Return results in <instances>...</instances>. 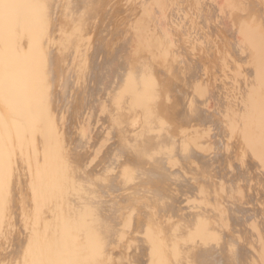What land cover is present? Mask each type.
<instances>
[{
    "label": "rangeland",
    "instance_id": "374dc122",
    "mask_svg": "<svg viewBox=\"0 0 264 264\" xmlns=\"http://www.w3.org/2000/svg\"><path fill=\"white\" fill-rule=\"evenodd\" d=\"M31 1L32 0H0V15H2L4 12L13 11V15L16 17L15 18V21L20 22L22 24L23 23L22 13L25 12L24 11L23 4H26L27 3V7H28V5H29L28 2H31ZM76 4L81 8L82 11L84 10L87 13H89V15L87 14V18H89V20L91 22L90 24H93L94 25L93 26L94 28H96V27L98 28L97 25H99V27L102 26V27H105V28L110 29L111 32L112 31L115 32L116 30H119V31L121 30L122 31V33H123L122 39L120 37V36H122V35H120V32L118 34H116V33H109L111 36H109L108 38L109 39L112 38V40L110 39L109 41H106V40L104 41V43L107 42V45L109 43V47L113 44V42L114 43H116V42L117 43H120L119 41L122 40L121 42L122 43H125L126 42L125 38H129V39L133 38L134 39V37L139 33L138 34L139 37L143 38L144 40L150 39L151 42H154L153 45L156 44V43H158V44H160L161 47H162V44H163V46H165V45L168 46L169 45L168 47H166V46L163 47L164 49H167V48H170V47H171V49H172V47H173V49H176L175 51L174 50H171V51H174V53L171 52L170 49H168L169 53L171 52L170 54L172 56H174V59L175 60L177 59V61L174 60L173 65L172 64L171 65L172 66H175V67L177 66L176 68L179 69V70L181 69V66H185L186 68L184 67V69H187L186 70V75L187 76L183 75V77H182V74H180L183 79L180 78V77H178V79H177L174 76H172L167 70L165 71L164 66H163L164 65L163 63L164 62H163L162 59H159L158 58V60L160 61V63L158 62V60H153V59L150 60L149 58H147L148 59V61H147V59H145V56L147 54L145 56H143L144 55L143 53H146L147 52L146 51L147 48L144 47V46H142L143 43H141V41L137 42L138 44H136V48L134 46H132L133 48H135L137 50L140 49V48H137V46H141L142 47V50L146 49V50H144L145 52L143 51V52L140 53V51H138L139 54L141 56H143V58H141V60H138V58L137 59L135 58V57H138L139 56L137 53H136L137 55L134 54V56L133 55L130 56V51H133L134 52V50H132L133 48L129 51V49H128L129 46L120 44V46H122V45L123 46H127V47H124V48H126L125 52L123 51L124 48L121 47L123 49L122 50L123 56H122L121 53H119V56L117 58V60L126 59L125 65L123 64L125 60H123V63H122L123 66L120 64L121 62H118V64H120V67L123 68L124 66L127 65V62H128V66L131 67V68H134L136 70V68L138 66H135L136 64H133L132 63L133 59H131V57L133 56L134 57V61L133 62L134 63H138V64L140 63L141 64L140 67H142V65H143V67L145 66L144 67L145 69L144 68L142 69V68L138 67V69H140V72L138 73V70H136L137 72L135 70L133 72V70H131L130 68H128L126 66L128 69L126 70V68L124 67L125 69L122 71V74L123 75L122 74H118V76H113L112 77L113 78V81L110 80V78H111L110 77L109 80L111 82L109 80H108V82L110 83V85L113 83L112 84V87H114L115 90H114V92L113 91L112 92H113V95L114 96L116 95V96L115 97H111L110 96L111 95V92H110V95L106 93V91L108 92V90L110 88L112 89V87H110L109 89H106L105 87H103V85H100L103 88L102 89L103 91H104V88H105V91L104 92L106 94L104 95V99L101 98V95L104 94V93H102L100 95V98H98V96H99L98 94L101 93V90L98 88V93L97 94L95 93L97 91V89L95 90V92H93L95 99H94V101H92L94 104H92V102H91V104H92L91 106L92 107L91 106L90 107L88 106V107L85 108L86 110L82 108L83 110H85V112L82 113V114H84L85 117H87V116H88V118L90 117V121L88 122V120L83 116L84 118L83 117H78L75 120V121H77L79 119V122L77 124L75 122H73V123H75V125H78L80 123L79 126L81 128L82 127L81 125H82L83 122H85V124L92 122L91 125L94 124L92 126L93 127L92 130L94 131V133L97 130L95 127L98 128L99 125H102L103 124L102 123L103 118L106 119V117H108L110 123L112 122L114 124V122H113L114 121V118H115V116H114L115 114L114 113H116L117 110L115 109V112H114L113 111L114 109H112L111 107L114 104L113 105L114 108L116 107L119 110L120 107H118L117 104H119V102H121L120 104L122 105L123 104L122 102L123 101L124 102L126 101V100H123V96L125 94H126L125 97H127L126 99L128 101L125 102L124 106H127V109H126V107H125V109L126 110H129V114L131 116V113L133 112L132 111V109H133L132 106H134L135 104H137L139 101L142 104L145 103V101H146L145 99H141L142 101L145 100L144 102H142L140 100V98L138 97V94H136L137 96L134 95L136 93V91L134 92V90H137L138 88H140L138 86H141V88L143 87L142 86L143 83H142V85H141V83L140 84L139 83L137 84V80L139 81V79H140V78L138 79V77H140V76H141L142 82H145L147 79L150 78L149 82L146 81L147 82V83H145L146 85L144 84V87L145 88H143L144 90H142V91H146L145 89H147V90L149 89L150 91H152V92H147V93L144 92V93H146L145 94L146 96H147L148 93H152L153 94L154 93L153 91H156L155 94H157L159 92L161 93L162 90H164V88H165L166 92L163 91L165 93L160 94V97H162L164 100L161 99L159 102L161 104V101L163 100L162 102L168 103V104H164V107H162L166 111H170L169 110L170 107H168L169 104H171V105H174L175 104L177 107L178 106L179 107L180 106L183 107V108L180 107V111L182 110V111L185 112L186 109H188L189 110L188 112H190L193 109V108L191 109V107H193V105L191 106V100H192L191 98H192V95H193V91L192 90H194V94L196 95L195 99H197V100L194 99V96H193V99L199 105V107H197V108H199V109L201 108V110L203 109L202 110L203 116L204 117L205 116L207 117L205 123L208 126H211V129H212L211 131H210V128L208 127L209 128V131L211 132V134H212V131H213L214 134L216 133L215 135H217L216 136L217 137L216 138L217 140L214 139L213 140L214 142L211 144L213 146L212 149L214 148L213 149V152L214 153H211V152H208V151L205 150L204 151L205 152V155L202 152L203 153L202 155H204L203 156L204 158H202V156L200 154H197V155H200V157L199 156L196 157V156H194V153L195 152L197 153V151H198V149H196L197 147H194L196 149V151L195 150L194 151L192 150L191 153L193 152L192 157L194 156L195 157V160L198 159L197 160L198 164L202 162V161H200L201 159L205 160L208 163L209 166L206 167V169L207 168H211V169H210V172H209V169H207V171H206V169L204 170V172L205 171L206 172H209V173H205L206 176L208 174L209 177L210 176L212 177L215 173H216L215 174L216 176L218 175L217 177L214 176V179L212 178L214 184H218V183L220 184V186L218 184V189L219 188L221 189L223 187L221 189L222 192H224L223 190L225 188L227 189L223 193V195H221V193H222V192H220L221 190H219V192L216 194L217 195L216 199H218L217 202H218L219 206H220V204H222L223 205L222 207L224 208V206L226 207V206L229 205L230 206L229 208H232L231 210L234 211L236 213V215L239 214L240 210H241V213H240L241 215H246V214L248 215V212H246V211L248 209H250L247 206H250L251 203L249 201H250L251 198H252L251 199L252 203L255 200L254 201L255 202V205H254V203H253V205L251 204L253 206V209H252V206H251V209H252L253 212H254V210H256L257 203H260V204H258V206H259L258 208H260L262 205H264V163H263V161H264V155L260 156V157H263V160H261V163L262 164L260 163V160L258 159L260 157L257 158V155L258 156L261 155L259 153H264V150H263L264 147L262 148V145L263 144L261 143L262 140H263V143H264V136H263V134H264V66L263 65L264 64H261L262 67H263V70H262V67L260 68L261 65L259 63H258L259 66L256 64V67H255L254 66L255 65L254 64L255 61H253L251 59H248V58L245 59L244 63H243V60L244 59H241V62L243 63L242 64L240 62V58H242V57H239L240 55L239 54H236V49L238 47L243 46V47H246L245 49L249 48L248 45H247L248 42H246L247 41V38L246 37L249 35V33L251 35H250V37H248V39L249 38L252 39L251 37L252 36H255V37H253V40L255 42L257 40L258 42L261 41L263 43L264 38L262 40H259V38H257V37H259L261 35L264 36V30H263V28H261L259 26V25L262 24V22H264V19H263V16H262V14L264 15V13H263L264 12V0H76ZM64 8L65 7L63 6V9H60L59 10V13H60V11L63 10L62 15H61L62 22H64L63 17L66 18L65 14H63V13H66L65 12L66 10ZM246 12H247V14H246ZM251 12H252V14H251ZM85 14L86 13H84V15ZM255 14H257V15H255ZM57 15H58V13H57ZM57 15H56V17H57ZM56 17H54L55 20L58 19V17H57V19H56ZM80 17H82V16H80ZM239 17H241L242 19L241 18L239 19ZM249 17L253 21L250 20ZM256 17H258V18H256ZM87 18H85L84 21H86ZM79 19L80 18L78 16V20ZM83 19L84 18H82V20ZM55 20H53V21H55ZM61 20H59V22H61ZM241 20H243V21H241ZM245 20H246V22H244ZM249 20H250V22H249ZM251 21L254 22L255 24L252 23ZM51 23H54V25H52V24L51 25L53 27H55L56 22H51ZM86 23L88 24L89 21H86ZM256 23L259 24V25H257ZM246 25H247V27H245ZM251 25L253 26V29H255V28L257 29L258 28V31L259 32L256 33V34H258V36H256V34H255V32L257 30L256 31L254 30L255 31V32H253L254 35L249 31V30H253ZM70 26L71 27L73 26L72 27L73 29L75 28L74 27L75 25H73V24H71ZM249 26H251V27H249ZM261 26L264 27V24H262ZM90 28H91V26H90ZM94 28L91 29V30H93L92 31L93 33L96 32V30ZM247 28H249V30ZM244 30L246 32H244ZM260 31L262 33L261 35H260ZM11 32H10V29L9 28H0V70L3 69V68H5V67H7V65H8V60L7 59L10 57V54L8 53L9 51L7 49V45L8 46L14 45V46L17 47L16 53L12 54L13 57H16V59L14 60V66L15 67L19 66V64H20L19 63V60L22 59L23 52H24V50L27 49L26 48L27 43H25V41L22 40V38H21V28H18V30L16 29L15 31L13 30V35L11 34ZM67 32H68V30H67ZM87 32H91V31H88L87 30ZM92 32H91V34H92ZM240 33H241V36H240ZM245 33H247L248 35L245 34ZM67 34H69V33H67ZM91 34L89 36V37H92L93 38L91 41H97L96 44L98 43V40H96V39L99 38L100 41H101V38H100L101 36L100 35H97V32H96V35L97 36H95V34H94L95 37L94 36H91ZM244 34L247 35V36H245ZM106 35H108V34H106ZM102 36H105V35H102ZM237 36H238V38H237ZM243 36H244V39H243ZM263 36H261V38ZM16 37H17V39H16ZM66 37L68 38L67 35H66ZM108 38L106 36V39L107 40H108ZM119 38H120V40H119ZM128 41L129 40L127 39V42ZM248 41H250L249 46H251L252 44L255 43V42H253L251 44V40H248ZM127 42H126V44H127ZM130 42H131V40H130ZM134 42L133 43L131 42V43L133 45H135ZM131 43H130V46H131ZM139 43H141L142 45H139ZM258 44H260V43H255V45H258ZM116 45L117 44L112 45V46H116ZM255 45H253V46H255ZM104 46L107 47L106 44ZM109 47H107V48H109ZM117 47L119 48V46H117ZM143 47H144V49H143ZM94 48L95 47H93V49ZM111 48H114V47H111ZM118 48L117 49L115 48L116 51L118 50ZM129 48H131V47H129ZM91 49H92V47H91ZM127 49H128L129 52L127 51ZM178 49H180V50H178ZM95 50H96V48L94 49V51ZM110 50L111 49H109L108 51H110ZM111 51L109 53L110 55H111ZM119 51H121V49ZM126 51L129 53V57L130 58H125V56L128 57V55L126 54L127 53ZM177 51L180 53L179 54V60H178V56H176L178 53H175ZM184 52H185V54L182 55ZM187 53H189V55H186ZM109 54H108V57H109ZM115 54H116V52L114 51V55ZM185 55L188 57L187 60L185 59V58H187ZM120 57L122 59H120ZM129 59H130V61H129ZM189 59H190V61H189ZM142 60L144 62H141ZM250 60L252 62H250ZM186 61L189 62V63H186V65H184ZM246 61L248 62V64H247ZM129 62L131 64H133V65L130 64L131 65L130 66L129 65ZM145 62H146V65L147 66L144 64ZM150 62L153 65V68H154V70L156 72V75L153 74L155 76L152 75V77H151V73H152L151 70H153V69H150L149 68L151 66L148 67V63H150ZM175 62H176V64H175ZM183 62H184V64H183ZM245 62H246V64H245ZM115 64H116V61H115ZM146 67L148 68L147 72H151V73H147V72L144 71V70H146ZM256 68H258V71H257ZM141 69H142V71H141ZM255 69H256V71H254V73L256 72L257 79H252V78H250V76H252L253 74L250 75V73L253 70H255ZM143 71H144V73H142ZM133 73L136 74L137 76L130 77L131 75H134ZM188 74H189L190 77L188 76ZM83 75L85 76V74H83ZM170 75H171V77H174V78H172L173 80L170 79L171 78ZM122 76H125V77L122 78V79L125 78V81H122L121 80V82H123V83L125 82L124 84L122 83L123 86H122V84L120 82L118 84H117V82H115L116 79L118 80ZM142 76L144 78H146V79H143ZM81 77H83V76L81 75ZM128 77L129 78H132V80H135L133 77H137L136 78L137 80L135 81V84H137V88H136V85L135 84H132L131 85L132 82H129V81H131V79H129V81H128ZM184 77H185L186 81H185ZM188 77H189V80H190V78H192L190 80V81L193 80L192 83L190 81H188ZM114 78H115V80H114ZM151 78H154V79L156 78V79L155 80L153 79V81H154L153 82L151 80ZM242 78H244V80H246V82L243 81V80H241ZM254 78H255V76H254ZM179 79H180L181 83H180ZM251 79L253 80V83L254 84H251L252 83V82H250ZM79 80H81L82 84L84 85V83L82 81L83 79L81 78ZM143 80H145V81H143ZM176 80H177L178 83H176ZM196 80L198 81V83L196 82ZM240 80L242 81V84H241ZM248 80H250V81H248ZM254 80H256V82ZM57 81L58 80H56V82ZM118 81H120V80H118ZM127 81L129 83H127ZM169 81H171V83ZM172 81H175V83L173 84L174 86L172 87V88L175 87L174 89L180 88L182 86V85L180 86V84H183L182 82H184L182 88H184V86H185V89H187V90H185V89L184 90L187 91V94L184 93L183 90L180 91V89H182V88H180V89H178L179 90L178 93H177V89H176V93L178 94V96H177L176 93H174L175 90L172 89V88H170L172 86ZM108 82L106 80L107 85L105 83L104 86L105 85H106V87L109 86ZM114 82L117 85V87H115ZM158 82L161 84L160 87H159V83ZM163 82H165L166 85H164L165 83H163ZM168 82L171 85H169ZM185 82H187V83H185ZM238 82H240V84H237ZM248 82H249V84L253 85L254 87H255V84L257 83L256 84L257 87L256 88L252 87L251 88L252 90L251 89L248 90V88H250V86H248ZM133 83H134V81H133ZM148 83H149L150 87L148 86ZM152 83H153V85L157 86L159 89L157 87L154 88L155 86H151ZM243 83L246 84L247 87L245 85H243ZM119 84H121L120 86H122L120 88L123 89L124 92H126L124 95H123V91H121L118 88V85ZM128 84H130V87H128ZM156 84H158V85H156ZM175 84L176 85L179 84L178 86H180V87H178V86L176 87ZM192 84H193V86H192ZM234 84L235 85L237 84L236 85L237 88L234 86ZM187 85L189 86V88H187L188 87ZM197 85L198 86H201V87H198ZM238 85H240V86H238ZM132 86L133 87L135 86V88H132ZM147 86L149 88H146ZM241 86H243V88ZM96 87H99V86L96 85ZM124 87L127 88L126 89L127 91H125ZM239 87L241 88V90H239ZM131 88H132L133 91H130ZM190 88H192V90ZM234 88L237 89V91L239 90L238 91V94H240V96H238V94H237V92H236V90ZM245 88H247V90H245ZM76 90H77V88H76ZM76 90L74 92L77 94ZM116 90H119V92L123 96L120 93L117 95L115 92H118V91H116ZM188 90H191V92L190 91L188 92ZM198 90H200V92L202 94L200 92L198 93ZM242 90H245L244 93H241V92H243ZM250 90L253 91V92H251L250 94L249 93H246V92H249ZM128 91L130 92L129 93L130 94L129 95L130 98H131V95L133 94L134 97H136V98L138 97V99H139V100L137 99L138 101H136L135 104L133 103L134 105L132 104V102H134V100L133 101L132 100L130 101V99H128V96H127L128 95ZM171 91H173V94H175L178 99L176 98V96H173V98L171 97V95H173V94H169V92H171ZM182 91H183V95H181L182 94ZM234 92H236L237 95ZM71 93H72V90H71ZM166 93H168V94H166ZM72 94L74 95V93H72ZM83 94H81V95H83ZM152 94H149V96L152 95ZM155 94H154L153 97H156ZM197 94H198V97H197ZM73 95H71V96H73ZM95 95L97 97H95ZM106 95H108L110 98L108 96H106ZM119 95L122 96V97H120ZM133 95H132V98L133 99H136V98L133 97ZM179 95H181V98H179ZM146 96H145V98H147ZM186 96H187V98L184 99V97H186ZM82 97H84V96H82ZM105 97H106V99L108 97V99L106 100ZM116 97H117V99H114V101H116L117 104L116 103H112L113 101L112 102H109L110 100H113V98H116ZM118 97L122 98V99L119 98L121 101H119ZM160 97L158 96L156 98L157 101H158V99H160ZM182 97H183V99H182ZM201 97H203L204 99L203 98L201 99ZM2 98L3 97L1 96V90H0V126H1L0 127V135H2V134H5L6 135V136L5 135L0 136V142H1V144H0V151H1V148H3V150L1 151L2 153L0 152V158H1L0 161L1 162L3 161V163L1 164L2 166L0 165L1 166L0 167V175L3 172V169L5 171V172H3V175H1L2 178L3 177H5V178L2 179L1 176H0V178H1L0 179V187H1L0 188V194H1V197H0V226H1L0 232L2 233V234L0 233V236H3L5 234L7 235L6 238H5V236H3L6 240L3 239V237L0 238L1 239L0 242H1L2 246L4 247V248L1 247V250H0V264H75V262L77 264H214V262L217 260V258H215V257H218V260L215 262L216 264H229L230 262L233 263L234 260L236 259V257L239 258V256H241L242 254L237 256V255H235V252H234V254H233L234 257H232V255L230 254V252H227V249L226 250L222 249V250H220V252L223 251L222 253L223 254L225 253V255H227V253H228L229 257L231 256L230 258H235V259L234 260L233 259H223V257L225 256V255H223L222 256V260L219 261V259L221 257L220 255H222V253H217V252H202V251L201 252H182V250H180L181 252H179V248L180 247H181V249L183 248L182 247V242L183 241L181 240V238L180 239L179 238H175V239L172 238L171 239L169 237V234L172 231H180V230H182V229L185 228L184 224H185V221L187 220V218L188 219L191 218V219L199 220V219H197V217L200 218L202 216L204 218V216L207 215V214L209 216L210 215L211 216L212 215L219 216L217 219L214 216L213 217H210L212 223H210V220H208L209 222L207 221V217L206 216H205V220L206 221L204 219H203V221L205 222V224L208 225V226L205 225V227L208 230L210 228L211 232L216 233L218 235L219 234L222 235L224 233L222 235V237H221V235H219L222 238V240L220 242H222V243L224 242L225 245L227 243V245H228L227 248L230 247V245H234L233 244L234 242H235L236 245L239 244L238 246H239V250L241 252H238L236 254L243 253V255H242L243 257H241L240 258L241 260H239V261L238 260H235V262L237 264L239 262H241V261L247 263L246 261H244L245 259L246 260L247 259L248 260H250V259L254 260L256 258V256H253V254H256V253L255 252H250V254H252L253 257L249 259V257H251V256H250L249 251L247 249V245H248L247 243H245L246 244L245 245L242 241H236L232 237H230V242H229V237H227L226 235L231 236L229 234L230 233L229 230L231 228V225H233V223H234L233 220H232L233 218L230 217L231 216L230 213L232 214L233 212L230 210L231 212L229 211L230 212L229 213L228 212L229 208H226L227 212H226L225 208L224 209H220V211L218 212V215H217V213H216L217 211L216 210L219 207L218 208L211 207V206L215 205L216 204L215 203V204L211 205L210 207H209V205L206 204L207 207L206 206H205L206 208L204 207L205 210L202 209L201 212H199V213H198V211L195 208H190V210L192 209L191 212H190L189 207H188V204L187 205L180 204L182 206H180V207L178 206L177 207V206H174L171 203H169L170 202V198H168L169 197V193L167 191L165 193H167L168 196H164V194H165L164 192H163V194H161L162 196L167 197V199L164 198V197L162 198V199H164L163 201L166 203V205H161V203H164V202L157 200V199H160L161 198V195H159L160 194V190H163V188L165 190V187L164 186H170V184H172V183L170 181H167V183L170 182V184H168V185H165L164 184V186H162L161 184H163V183L161 182V183H159L163 187V188H161V186L159 184H155V182L153 184V182H150L149 181L150 176L147 175V174L148 173L150 174V173L154 172V170H155L154 169L152 171L151 170V167H150V166L153 165L152 164L153 161L152 162L151 161H148V160H151V159H149V157L148 158L146 157V155H147L146 153L148 151L147 152H144L145 153L144 154L142 152V150H141L142 149L141 147L144 146L146 148V146H148L152 142L153 138H155V137H153L152 140H150L151 138L149 140L147 139L148 137H152L153 136V132H155V130H156V129H154V127L156 126L157 123L160 124V126H162V127L159 128V125H157L158 127H155V128L161 129L163 131L165 129V127L163 126L165 124L159 123L160 121L156 122L158 119H160V120L162 119V118H158L157 117V115L159 116L160 114H158V112L156 110V107L158 105H160V104L157 103L154 100V102H156L155 104H157V106L154 107L155 104H154V102H152L153 100H151L152 97H151V99L150 98L149 99L147 98L148 101L143 106H142V104H141V106H140V104H137V105H139V111H141L143 109L142 107L145 106L149 111L150 110H152V111L154 110L157 113V115H156V114L153 113L154 111L153 112L150 111L149 114H153V115H149L148 114L149 117L151 118L150 119L148 117V115L145 114V112H148V111H146V109H143L144 111H142V112L144 113V115H142V116L147 115L145 117H147L148 119H150V120H147V118H144V122L145 123H149L150 122L148 126L150 127V124H151V128L153 126L152 129L149 128L150 130H152V132H150V130H148L150 133H152V136H151V134L149 132H148V135L150 134V136H148L147 134H146L147 136H145V135H144V137L142 136L143 139H141V140L143 141V143H144V140H145L144 138H146V140H147V141L145 140V143L150 141V143H148V145L145 144L146 145L145 146L143 144V146H142V144H141L142 141H141V143H138L137 145H134L135 147L136 146H139V147L136 148L137 150H135V152H138V149H140L141 152L143 153V155L140 154L141 156L138 155V158H141L142 156L145 155V157L148 159L146 161L149 162V164L148 163L147 164L150 165V166H148V165L144 166L142 164V162L143 163L144 162L146 163V161L144 159L141 158L142 161L139 159L141 161L140 162L141 164H139V160H133V159H135V157L133 158L132 156L128 155V157H129L128 160L132 159L133 160V161H131L132 163L134 161L135 162L137 161L136 163L134 162L133 164H135L136 166L139 165V167H136L137 169L135 168V170H133L134 171L133 173H135V172L138 171V173H135L136 175H133L132 173H129V174H132L133 176H137V177H133L132 175H129L128 173H126V174L123 175L122 174L123 172L122 173L119 172L120 171L119 169H121V168H118L120 166V164H121L120 161L122 162L123 157H125L126 155L124 156V153H123V157H122L121 160H119V163H117V161H114V159H117V158H115L116 156L113 153H114L115 149H119L118 146H117V148H115L116 147L115 145L117 143H114L115 145L113 146V151L110 153V154H112V156L113 155L114 156L112 157V156L108 155L107 153L105 154L106 156H104L105 157V160H107L108 162L107 161L106 162H104V161L103 162L102 161H97V158L99 156L98 153L100 155H102L105 152V151H103V153H101V151L105 148V146H107V144H104L105 141L108 139V142H106V143H110L109 144L110 146H111V142L112 141L116 142L114 136H113V139H112L111 136L115 132L117 133V131H116L117 128H116L115 132L112 133V129H113L114 126L111 124V127L109 126V128H108V126H107L108 123H106V121L108 122V120H107L108 118L105 121L106 125L105 124L102 125L103 126L102 132H103V130H106V132H105V134L103 136V138H105V141H104L103 138H101V139L103 140L104 143L102 142V140H99L100 142H98V140H97V143H100L101 146L103 145L102 146L103 148L100 150V147H98L100 145L97 144L98 146H96V148H94L95 150H93L92 145H95V142H96L95 140L96 139L93 140L95 142H94V144L92 143V145H91L92 150L95 151L92 154H93V156L94 155L95 156L98 155L97 158L95 156L94 157L91 156L92 154L89 155L90 154L89 150H87V153H86V150L83 149L81 151V149H79V148L76 147L77 144H78V141H80L79 138H81V136L78 135V133L80 132V128H79V126H78L79 129H77V126L76 127H74V125L71 126L70 132L72 131V133H73V131H76L77 130L78 133H76V134H77V137H79V138H77L76 135L74 134L75 137L77 138V139H75L74 135L72 133H70L72 142L70 144H68V149L70 150L71 153H74L76 156H77V154H79V156H81V157H79V156L76 157L75 156V159L78 158V160H77V163L78 164H79V162H81V163L88 162V164L91 163L89 165L87 163H84L85 166L83 165L84 167H82L81 170L84 169V171H87L89 169V166L90 165L92 166L93 163H95V165H98V167H102V166H105L106 165L104 169L103 168H99V169H102L101 171L99 169H97L101 173L104 172L102 175H101V173L98 174V177H95L97 175H95V174L93 175L92 173L91 174L93 176L92 175H89V174H86V173L82 172L83 170L80 171L81 176H83L85 179H87V180H89L91 182H94V184H95V183L98 182V180L97 181L95 180L97 178H101L100 181H103L104 183H106L105 182V178L107 177L106 175H108L109 176L108 179L110 181L107 179L108 182L106 184H108L109 182L112 183V185L111 184H108V187L111 188V189H109L110 191L107 190L108 192H106L105 189H106L107 186L105 185L106 187H104V184L101 183V184H103V186L101 184H99L101 187L98 185L99 186L98 189L96 188L97 185H96L95 188H93L95 185H92V189H94V192L93 193L96 196H100V195L105 196L106 193H108L107 194L108 196L106 195L107 197H104V198L105 199H108L107 200L108 202L113 201L112 203H114V204L117 203L116 205H113V204H110V203H109L110 205L108 204L109 206H112L113 207L112 210H116L117 212L116 211L115 212L112 211L110 209L112 207H110L109 208L110 210H108V207L109 206L105 209V211L106 210L109 211L108 212L109 214L108 213H105V215L107 214L106 217L108 219H109L110 215H112L113 213H115V214L113 216H111V217H114V218H112L113 220L116 219L115 220L116 223H114L115 221L113 222V224H114L113 227H115V231H114L113 234L110 235V241L108 240V242H106L105 245H103L102 247H100L101 248L100 249V252L98 251L99 249L96 250V248L94 246L95 243L92 242L93 245H91L92 244L91 243L90 246H93V247H90L89 246V248H95L96 251L93 250V252L92 251L89 252L91 249L90 250L87 249V246L88 245H86L87 244L86 241H83L82 239L79 240L80 238L78 236H76V235L74 236V233L72 234L70 232L69 227H71V225H72V224H70L71 221L70 222L69 221H63V222H61L59 220L60 218L58 219V216L56 215L57 213H61L62 216H65V215L71 213V211L74 210L73 209L74 208V205L67 203L68 201H66L65 199H68V197H70V198L74 197L75 196L74 191L75 192L77 191L76 195H79L80 196V194L84 192V186H83L82 182L81 183L78 182V183L81 184V188H83V190L81 188H79V189H81V193H80V190L79 189L75 190V188H73V186L70 185L71 183H68V182H67V184H64L63 183L61 186L64 187V186H66V185L69 184V187L67 186L66 188L65 187L62 188L59 185L60 188H62V190H60V188L58 187V184H57V188H59L58 189L59 191L58 190L56 191V189L54 187L56 185H51L52 183H54V182H52V181H54L52 179L54 173H53L52 177L49 176V177H51L50 178V181H49V177L47 178V176L48 175H51V174H49V172H46L48 170H46L47 168L43 167L44 165L42 166V164H45V166H46L48 160H46L44 158L45 159V161H44V160L40 159L42 156L41 157L36 156V155H41L40 153H38V152H40L39 151V148L40 147L38 149H37V147H34L33 142H31V145L30 146L29 145H26L27 142L25 143L24 141H28L29 139L28 140H25L24 139L22 141L21 139H23V138L22 137L19 138L21 135L18 134V133L17 134L15 133V132H18V131H15L14 132L12 130V129H15V130H19L20 129L21 130L20 127H22V128L24 127V129L26 127L27 128L26 131H23L24 129H22L21 132L23 131L22 132L23 134L25 132H27L30 128L27 127L28 125H27V123H26L25 120H24V122H22V120H21V119H25V118H23V117L18 116V115L15 114V116L18 117V119L20 118L19 121H14V120H17V119H13V118L10 121L9 120L10 117L13 116L15 118V116L12 113H11V115H9L10 114L9 112H12V111L11 110L10 111L7 110L8 105H6L5 102H2ZM169 98L171 100V103H170V101H168ZM77 99H78V104L81 103V100L83 101V99L82 98L79 99L78 96H77ZM100 99H101V102H100ZM176 99H177V101H176ZM180 99H182L180 101L181 103L185 100V102L183 103V105L179 102ZM104 100H106V101H104ZM149 100H150V102H149ZM194 100H192V102H194ZM129 101L131 102V104L128 103L129 104L128 105L127 102H129ZM173 101H174V103L172 104ZM186 101L187 102H190V103H188L190 107L187 106ZM200 101H203V102H200ZM206 101L207 102L209 101V102L206 104ZM30 102H32V101H30ZM74 102L75 101H73V103ZM97 102H98V104H97ZM148 102L150 103L149 106H151V107L153 106L152 109L148 106ZM151 102L154 105H152ZM177 102H179V103H177ZM198 102H200V103H198ZM29 103L27 102L26 105L29 104ZM103 103H105V104L103 105ZM106 103H107V105L109 104L108 105V108H106L107 107L106 106ZM201 103L203 105H201ZM31 104H32V107L34 108V105H33L34 103L33 102L30 103V106H31ZM81 104H84V102L81 103ZM81 104H79L80 107L82 106ZM95 104H97V106H100L99 107L100 111H99V109H96L95 108V106H96ZM120 104H119V106H120ZM184 104H186V105H184ZM232 104H234V105L232 106ZM256 104H261L262 105V113H261V116H260V119H259L260 123H258V130L257 131H256L255 128H253L251 126L254 123H256V121H254L252 119V115L253 114L252 115L249 114L248 115L249 117L246 114L244 115V116H247L249 119L251 118L252 119L251 121L246 117V119H247V121H245L246 123H241L242 121L240 122V120H237L238 121V123H237L236 122V119L238 117H240L241 114L238 113L239 111L237 112L238 109L232 108V107L235 106V107H238V108L239 107H246L248 109V108L255 107ZM93 105H95V106H93ZM115 105H117V106H115ZM171 105H169V106H171ZM161 106H163V105H161ZM165 106H167L166 108L168 110L165 108ZM186 106H187V108H186ZM230 106H231V109H229ZM26 107L28 109L31 108V107L29 108L28 105ZM129 107H131V109ZM134 107H135L134 110H136V108H138L136 106H134ZM171 107H173V106H171ZM88 108L91 111L89 114H87V112H89V111H87ZM123 108H122V110H123ZM140 108H141V110H140ZM221 108H223L224 110L221 109ZM95 109L98 110L99 112H97V113L96 112L95 113L92 112V110L93 111H96ZM227 109H229V110H227ZM76 110L79 111L78 108ZM122 110L120 109L119 112L123 113ZM249 110L251 112L253 111V113H255V111H254L255 109L254 110L253 109L252 110L249 109ZM31 111H35L34 113L39 112L36 109L32 110V108H31ZM108 111L109 112H112L114 115L111 114V115L108 116V113H109ZM139 111L137 110V113L136 114H134L135 113V111H134V113L132 114L131 117L133 119L136 118V115L139 114L138 113ZM119 112H118V115H119ZM216 112H217V114H216ZM225 112H226V114H225ZM76 113H79V112L76 111ZM126 113H128V111H126ZM257 113H259V109H258V112ZM229 114H231V115H229ZM232 114H233V116H232ZM238 114H239V116H238ZM91 115H93V116L91 117ZM101 115H103V116H101ZM116 115H117V113H116ZM200 115H202V114H200ZM207 115H209L210 117L207 116ZM217 115L221 116V119ZM39 116H40V112H39V114L37 116L38 119H39ZM94 116H96V118H97V119L95 118L96 120L94 119ZM142 116L140 117L138 115L137 118L140 117V118H138L140 120V119H142ZM152 116H153V118H152ZM155 116L158 119H156ZM160 116L162 117V115H160ZM224 116L226 117L225 119L227 120L226 121L224 119L225 122H227V125H226L227 127H225V124L226 123L223 121V117ZM100 117L102 118V120L100 119L101 120V123H100V121L98 119ZM131 117L129 118V115H128V117H127L128 118V121H126V123H128V125H126V126L133 127L134 125H136L138 127V124L137 123L139 121L138 122L133 121V119ZM228 117H230V118H228ZM74 118H75V116L72 119L74 120ZM91 118H93L92 121H91ZM208 118H210V120H208ZM232 118L235 119V120H233ZM129 119H131V121H133L136 124L133 123L134 125L132 126L131 123H130V126H129V122H130ZM145 119H146V121H145ZM163 119H166V118H163ZM163 119L161 120V122H164L165 121L164 123H166V126H167V122L166 121H169L171 124L174 125V127L169 128V126L171 127V124L169 125V123H168L169 126H167L166 128H168L169 131L170 130L172 131V129L173 130L175 129V131H176V128H178V127H176V125L174 123H172L171 120H167V119L166 120H163ZM20 120L22 122L20 124H24V126L23 125H19V126L17 125V128H18L17 129L16 128V124H19ZM71 120H69V121H71ZM115 120H117V117L115 118ZM207 120H208V123H207ZM248 120L250 122H248ZM94 121H97V123H99V124L97 125V123L94 122ZM142 121L139 122V123H142ZM252 121H254V123ZM7 122H9V123L11 122L12 124L14 123L15 124V128H14V124L13 125H11V124H7L6 125L5 123H7ZM118 122H120V121H118ZM232 122H234L235 125H234V123L232 124ZM247 122H248V124H247ZM25 123H26V126H25ZM193 123H194V126H193ZM193 123L190 124L191 125L190 127L191 128L194 127L193 128L194 130L196 129V127L198 125L202 127V124L199 121L198 122L196 121V122H193ZM198 123H200V124H198ZM209 123H211V124H209ZM249 123H251V125ZM3 124H5V127L4 128L7 129V127L9 126V128H11V129L10 130L8 129L6 131H3L4 130V128L2 129ZM70 124H72V123L70 122L67 125L70 126ZM142 124H144V123H142ZM240 124L242 125V127H241ZM243 124H245V125H243ZM83 125H84V123H83ZM91 125L87 124L86 126L84 125L83 127H84V129L87 128V132H89V130L91 129V127H89V126H91ZM104 125H105V127H104ZM123 125H125V123ZM123 125H120L122 127V129H123ZM139 125L141 126V124H139ZM178 125H179V123H178ZM249 125L254 130L252 128H250ZM142 126L143 127H140V128L141 129L143 128L142 129L143 131H141V129H140V131H139V129L136 130L135 129L136 128L135 126L131 130H134L135 129V131H137V132L139 131L138 133H140V135H141V133L145 134L146 133V130H144V125H142ZM146 126L147 125L145 124V127ZM199 126L197 128H199ZM236 126H239V128L236 127ZM101 127H99V130H97V132L101 130ZM128 127H125L124 126V129L126 128V130H127ZM200 128H199V130H200ZM225 128H226V130H224ZM234 128H235V130H234ZM236 128H237V131H236ZM109 129H110L111 132L109 131ZM145 129H148V127H146ZM201 129H203V127ZM92 130H90L91 132H90L89 135H92V134L94 135V133H93ZM119 130L120 129H118V131ZM123 130H121L119 133L122 132L123 133V136H124L125 135L124 132L126 130L124 132H123ZM129 130L130 129L128 128V130H127L126 133H128ZM185 130H184L185 133L186 132L187 133L189 132V130L188 131L187 130L185 131ZM196 130H198V129H196ZM228 130H231V131H228ZM9 131H11V132L13 131V132L12 133H9ZM113 131H114V129H113ZM166 131L169 132L168 130L165 129V132ZM180 131L181 132H179V130H177L176 133L179 132L180 134L178 133V135H181V133L183 131H182V129H180ZM219 131H220V133H218ZM234 131H236L237 133L236 132L234 133ZM108 132L109 133H112V134H109ZM165 132H163L162 134H164V135L166 134V136H167V132L166 133ZM230 132H232L234 134L231 135ZM7 133H9V134H7ZM138 133H135L134 132V135L135 134H138ZM171 133L174 134V132H171ZM176 133L174 134L175 136H177ZM239 133H241V136H240ZM259 133H260V135H259ZM27 134H26V137H27ZM79 134H81V133H79ZM97 134H99V133H97ZM108 134L110 136H107ZM131 134H133V133H131ZM218 134H222L226 138V140L224 139V137L222 135H220V137H219ZM8 135L11 136L10 140L11 139H14L13 140L14 142L11 140L13 143H11L10 140L8 139L9 138ZM17 135L18 136L20 135V136L18 137ZM234 135H235V137H238V135H239V137H238L239 139L234 138ZM95 136L98 137V135H95ZM95 136H94V138H95ZM105 136H107V138ZM117 136H119V135H117ZM154 136H158V135L154 133ZM166 136H162V140L164 138H166ZM226 136L227 137L229 136L230 138H232V139L234 138V139L231 140L228 137V139H229L228 140ZM258 136L260 138H257ZM73 137H74V139H73ZM109 137H111V138L109 139ZM99 138H97V139H99ZM118 138L119 137H117V139ZM121 138H122V136H121ZM138 138H139V136H138ZM156 138L154 140H156ZM16 139L19 142L16 141ZM128 139L129 138H127V140ZM180 139H183L184 142L186 140V139H184V138H182V137L179 136V140ZM200 139H202V138H199V141L198 142L197 141L195 143L193 142L194 144L192 143L191 146L195 145L196 143H197V145H199V143H200V145L198 146V148L201 149L200 146L203 148L204 143L203 142L201 143V141H203V140L200 141ZM223 139H224V141H223ZM259 139H261V140H259ZM73 140H74V142H73ZM138 140H140V138ZM158 140L160 141L161 139L158 138ZM235 140H237V141H235ZM258 140H259V143L262 144V145H260L257 142ZM15 141H16V143L18 142L19 144L18 143L16 144ZM137 141H136V143H137ZM159 141H157V142H159ZM164 141H165V139H164ZM164 141H160V142H163L165 144L164 145V144L161 143L164 147L161 144H159L160 142L158 143L159 146H161L160 150L161 149H164L165 150L168 147V146H166V145H168L167 141H165V142ZM121 142H125L124 137H123V140ZM121 142H119L120 147H121ZM128 142L130 143V141L128 140L126 144H128ZM181 142L182 141H180V143ZM256 142L259 144V145H257L258 149L256 147V144H257ZM132 143H134V142H132ZM185 143H186V149L184 148L185 145H182V144L181 145L183 146V148L185 150H187V148L189 147L187 145V143L190 144V141L188 142V140H187V142H185ZM139 144L141 145V147H140ZM155 144L156 143L153 141L152 145L155 147L154 150H157L159 146H157L158 144H156V145ZM248 144H249V146L251 145L252 147H248L247 146ZM32 145H33L34 150H33V148H31ZM109 145L107 146L106 152H108V149L110 148ZM131 145H133V144H131ZM169 145H170V143H169ZM27 146H29V149L30 148L31 149L30 150L27 149L28 148ZM35 146H36V144H35ZM73 146L76 147V148H74ZM153 146L150 145L151 149L148 148L149 146L146 148V149H149L150 150V153H148V155L150 156V158H152L151 156L155 157L156 154H157V156H158V154H162L163 155V153H160L163 150H161V151L160 150H157V153H156V151L152 150V147ZM10 147L12 149L16 147L17 150H15L16 149L15 148V149H13V150H15V152H13ZM144 147H143V151H146V149H144ZM156 147H157V149H156ZM190 147L188 149H192L193 148V147H191V148ZM129 148H130V146L128 147V149ZM249 148H252L254 150H252V149L250 150ZM5 149H7V150H5ZM75 149H77V150H75ZM111 150H112V146H111ZM111 150H109V151H111ZM151 150L153 151V153H152ZM258 150L260 151L259 153H258ZM4 151H5V153H4ZM8 151L9 152L12 151V152L9 153ZM35 151H37V153L34 156ZM90 151H91V149H90ZM254 151L255 152L257 151L258 154L256 155V153ZM124 152L126 154V151H124ZM128 152H127V154H128ZM131 152H129V153H131ZM135 152H132L133 155H137L138 154V153H135ZM187 152H188V150H187ZM139 153H140V151H139ZM154 153H156V154H154ZM188 153H190V152H188ZM198 153H199V151H198ZM150 154H152V155H150ZM85 155H87V156L85 157ZM5 156L8 157V159H6ZM109 156H110V158H109ZM62 157L63 158L64 157H67V155L66 156L65 155L63 156L62 155ZM102 157H103V155H102ZM102 157H101V160H102ZM107 157H108V159H106ZM63 158L61 159V157H60L61 160H63ZM82 158H84L85 161H83ZM111 158L113 159V161L112 160H109ZM138 158L136 157V159H138ZM156 158L157 157H155L154 159H156ZM39 159H40V162H42L41 165L39 164L40 163L38 161ZM60 159H59V162L63 163ZM126 159L123 160V161L125 162ZM260 159H262V158H260ZM79 160H81V161H79ZM90 160H91V162H90ZM93 160H95V161L93 162ZM103 160H104V158H103ZM124 162H123V165L124 166L121 165V167L123 166V168H125V164L127 166L130 165V162L129 161L127 163H125V164H124ZM218 162H219V164H218ZM30 163H31L32 166H31V168L28 169L27 166H29L28 164H30ZM34 163H37V165L38 164L39 165L35 168V165L36 164L34 165ZM81 163L79 165H81ZM101 163L102 164L104 163V165H101ZM214 163H217V165L219 167H217V165H215ZM110 164H111V166H110ZM133 164H131V165L133 166ZM49 165L47 164V167ZM228 165L229 166L232 165L231 167H232V170H234V171L230 170L231 168H228L229 167ZM93 166H94V164H93ZM132 166H129V168L132 167ZM199 166H200V164H199ZM214 166H216V168ZM52 167H54V165ZM108 167L111 170L108 169ZM116 167L118 168L117 171L115 170ZM42 168H45L44 169L45 171ZM126 168L124 170H126ZM132 168L134 169V166ZM226 168H227V171H226ZM55 169H57V167ZM53 170H54V168H52V170H50V172L52 173ZM235 170H237V173H236ZM148 171H150V172H148ZM197 171H199V170H197ZM217 171L219 173H217ZM229 171H231V173H229ZM90 172H88V173H90ZM109 172H111V173H109ZM204 172H200L199 171L197 173H199V175H200V173L201 174H204ZM211 172H213L214 174L212 173V175H211ZM232 172H233V174L235 172L236 179L234 178L235 176H233ZM119 173H121V174H119ZM155 173H157V172H154V174H151V175L154 177V176H156ZM226 173L228 174V177L226 176L227 175ZM238 173H239V176L237 175ZM23 174H26L27 175L25 177L23 176L24 179L21 176ZM4 175H8V176H4ZM19 175H20V177L22 179H20V177H18ZM45 175H46V177H44ZM116 175L117 176H120V175L122 176L123 175V176L122 177L121 176L120 177H115ZM159 175L160 174L158 173L157 176H159ZM205 175H203V177H206ZM231 175L233 177H231ZM245 175H246V178L243 177ZM56 176L58 177V175H56ZM222 176H223V178L225 177L227 180L225 178H224V180H221V179H223V178H221ZM229 176L231 177V179H233L232 181H234V179H235L236 183L234 181V184H232L233 182L230 181L231 179H230ZM241 176H242V178H241ZM6 177H7V179H10V178L14 177L15 180L12 178L14 180L13 185L11 184L12 185V188L10 187L11 185L8 184L9 180H7ZM39 177H41V178L44 177V178L41 180ZM161 177L162 176H160V178ZM237 177L240 179V181L238 180ZM115 178L117 180L119 178L118 182H116L117 180ZM51 179H52V181H51ZM58 179H60V178L58 177ZM76 179H77V181H80V179H78V177ZM112 179H115V180L112 181ZM208 179L210 180V182L212 181L211 178H208ZM243 179H245V180H243ZM3 180H4V182L6 181V184L3 182ZM39 180H41V181L39 182ZM163 180L166 183V180L164 178H163ZM214 180H215V182H214ZM237 180L239 181V183H238ZM1 181H2V183H1ZM201 181H202V179H201ZM227 181H229V182H227ZM242 181H245V184ZM11 182H9V183H11ZM115 182H116V184L119 183L118 184V188H116L117 186H116V184H114ZM224 182H227V183L224 184ZM222 183H223V185L221 186ZM2 184H4V185L2 186ZM17 184H18V186H20L19 188L16 186ZM227 184H229V185H227ZM50 185H51V187H48ZM113 185L116 188L115 189V192L117 193V195L116 194L114 195L115 192L113 190L114 187H112ZM119 185H121L120 188H119ZM226 185H227V187H226ZM238 185L242 189L240 187L238 188ZM242 185L244 186L245 189L242 187ZM8 187H10V188H8ZM52 187H54V189H52ZM103 187L105 189H103ZM108 187H107V189H108ZM13 188H14V191L15 192L12 194L10 192H13ZM15 188H17V189H15ZM99 188H101L100 190H102L103 193H102V191L100 192ZM167 188L169 189V187H167ZM7 189H9V190H7ZM11 189H12V191H11ZM243 189H244V191L246 190V192H248V193H246L247 195H245V192H243ZM4 190L6 192H8V191H10V192L6 193ZM234 191H236L237 194H238V192H240V194L244 193L243 195H244L245 198H243L242 195L239 194L242 197V198H240L242 204H240V202L238 201L239 200L238 197H237L238 199L236 198L237 200H234V197L237 196L234 193ZM1 192L2 193L4 192V193L2 194ZM49 192H51L50 193L52 195L51 197L48 194ZM112 192H113V194H112ZM78 193H80V194H78ZM225 193H228V194H225ZM71 194H72V196H71ZM54 195H56L55 196L56 199L61 198V199H64L65 200V202H64V200H62L63 203L60 205V207L57 205V202L54 201L55 200ZM224 195H225V197H222ZM233 195H235V196H233ZM79 196H77V197H79ZM109 196H110V199L108 198ZM111 196H113V197H111ZM116 196H117V199L119 198V201H117ZM227 196H230L229 198H232L233 197L232 200H234V201H231ZM104 198H102V201L105 200ZM224 198H226V199H224ZM219 199H221V200L219 201ZM244 199L247 200V202L249 203V205L247 203V206H246V204L243 203V202H245ZM226 200H230V201L226 202ZM221 201H222V203H221ZM235 201L236 202L238 201V203L236 204ZM256 201H257V203H256ZM54 202H56V203H54ZM229 202H230V204L226 205V203H229ZM232 202H234V203L231 204ZM168 203L170 205H167ZM235 204H236V206H239V208L237 207V209H236ZM242 205H245V208H247V210H245L244 206H243V208L240 209V207ZM232 206H234V208L236 210ZM183 207L184 208L187 207L188 210H187V208H186V210L191 215H188L187 214L188 212H186V210ZM220 208H221V206H220ZM209 210L211 212H209ZM212 210L213 211H216V212H213ZM259 210H262V208H260ZM263 210H264V208H263ZM249 211H251V210H249ZM185 212H186V214H185ZM192 212H194L195 214L192 213ZM202 212H204V213H202ZM200 213H201V215H200ZM242 213H244V214H242ZM203 214H205V215L203 216ZM224 214L226 216H228V217L225 216L227 219L230 218L229 220H227V221H229L230 224L233 222L231 225L228 223L230 225L229 227L227 225H224L226 228L227 227L229 228V229L226 230V232L224 230L225 227L224 228H221V229L219 228L221 226L223 227V225H220L221 224L220 222L223 221V219L225 218L224 217ZM192 215H194V216L196 215V217L195 218H192L191 217ZM209 216H208V219H210ZM221 217H223V218H221ZM213 218H215V219L213 220ZM218 219H221V220H218ZM217 220H218L219 223L217 222ZM225 220L223 222L227 223ZM188 221L189 220H187L186 223H188ZM191 221H193V220H191ZM213 222H215V225H214ZM218 225H219V227H217ZM2 227H3V229H2ZM1 229H2V231H1ZM10 229H11V231L9 232ZM62 229H65V230L68 229L69 231L67 230L68 233L60 234V231ZM213 229L215 231H213ZM223 230H224V232L222 233L221 231H223ZM23 232H24V234H23ZM199 234H200V232H195V235L198 236ZM13 235H14V238H13ZM23 236L25 237V239H24ZM8 237H11L9 239H11L12 243H10L11 241L7 242L8 244L5 242V241H7ZM15 237H16V239H15ZM225 237H227V238H225ZM18 238L22 240L19 243L20 245L16 241V240L20 241ZM77 238H79V239H77ZM169 238H170V240H169ZM224 239H226V240H224ZM231 239H232V242L234 240L235 241L232 244H228V243H231ZM30 240L32 241V244L33 245L30 243ZM77 240L78 241H83V242H79L78 243V242H76ZM4 243H6L5 245H6L7 248L8 247L10 248V246H8L9 243L12 246L17 243L15 245V248H16L17 245H19V248H18V246L16 248L17 250H19L20 247H21V245H22L21 251H23V252H20V250L18 252H12V251H14V249H13L14 246L12 248H10L11 250L12 249L13 250L12 251L10 250L11 252H9V249H7L4 246ZM58 243H60L61 246H68V245H71V244H75L79 248L78 249L77 247H75V249L77 248L79 251H77V249H76L77 252H57L58 251L57 250L58 248L56 246H57ZM222 243L220 244V246H223L224 245V243L223 244ZM240 244H241V246H240ZM242 245H244V246H242ZM96 247H97V245H96ZM200 247H204V246L203 245L202 246L200 245ZM224 248H226V247L224 246ZM2 249L4 250V252H2L3 251ZM5 250L8 251V252H6ZM172 250H174V251H172ZM231 253H233V252H231ZM206 255H208V256L210 255V258L211 259H209L208 256H207L206 260H205V258L202 259V257L203 256L206 257ZM211 255L213 257H211ZM244 255H246V256H244ZM227 257L228 256H226L225 258H227ZM242 259H244V260H242ZM231 260H233V261H231ZM242 262L239 263V264H242ZM232 263H230V264H232Z\"/></svg>",
    "mask_w": 264,
    "mask_h": 264
},
{
    "label": "bare ground",
    "instance_id": "6f19581e",
    "mask_svg": "<svg viewBox=\"0 0 264 264\" xmlns=\"http://www.w3.org/2000/svg\"><path fill=\"white\" fill-rule=\"evenodd\" d=\"M29 3V5H28V7H27V3L26 4H23V6H24V13H22V19H23V23L21 24L20 22H17V21H15V16L13 15V11H8V12H4L2 15H0V28H9L10 29V32H11V34L13 35V30L15 31L16 29L18 30V28H21V38H22V40H24L25 41V43H27V45H26V50H24V52H23V57H22V59L21 60H19V66H17V67H15L14 66V60L16 59V57H13L12 56V54H14V53H16V49H17V47L16 46H14V45H12V46H8L7 45V49H8V53L10 54V57L7 59L8 60V65H7V67H5V68H3V69H1L0 70V90H1V96L3 97L2 98V102H5L6 103V105H8V108H7V110H11L12 112H9L10 114L9 115H11V113L15 116V114L16 115H18V116H21V117H23V118H25V119H21L22 120V122H24V120L26 121V123H27V127H29L28 129V131L27 132H25L24 134L22 133L23 131H26V127H25V129H24V127L22 128V127H20L21 128V130L22 129H24L22 132H21V130L19 129V130H15V129H12L14 132L15 131H18V132H15L16 134L18 133V134H20L18 137L19 138H23V139H21L22 141L25 139V140H28V141H24L25 143L27 142H29L28 144L26 143V145H31V142H33V144H34V147H37V149L39 148V151L40 152H38V153H40L41 155H36V153H37V151H35V154H34V156L36 155V156H39V157H41L40 159H42V160H44L45 161V159L46 160H48L47 161V164L49 165L48 167H47V164H46V166H45V164H42V166L43 167H45V168H47L46 170H48V171H46V172H49V174H51V175H48L47 176V178L49 177V176H51L52 177V175H53V173H54V175H53V177H52V179L54 180V181H52V179H51V181L52 182H54V183H52L51 185H56V186H54L55 187V189H56V191L60 188V186L64 183V184H67V182L68 183H71L70 185L71 186H73V188H75V190H77V189H79V188H81V182H82V184H83V186H84V192L83 193H81V189L83 190V188H81V189H79L80 190V193H78V194H80V196L79 195H76V193H77V191L75 192L74 191V193H75V196L74 197H72V198H70V197H68V199H65L66 201H68L67 203H69V204H72V205H74V210L73 211H71V213H69V214H67V215H65V216H62L61 215V213H57L56 215L58 216V219L61 221V222H63V221H71V223L70 224H72L71 225V227H69V229H70V232L73 234L74 233V236L76 235V236H78L79 238H77V239H79V240H83V241H86V245H88L87 246V249L88 250H90L89 252H93V250H95V248H96V250L97 249H99L98 251L100 252V247H102L103 245H105L106 244V242H108V240L110 241V235L111 234H113L114 233V231H115V227H113V222L116 220V219H112V218H114V217H111V216H113L115 213H113L112 215H110V217H109V219L106 217L107 216V214L105 215V213H108L109 211L108 210H112L113 209V207L112 206H109L110 204H113V205H116L117 203H112L113 201H111V202H108L107 200L108 199H105L104 197H107L108 195V193H106V195L105 196H103V195H100V196H96L93 192H94V189H92V185H95L93 188H95L96 187V185H97V189H98V187L100 186L99 184H101V183H103L104 184V187H108V184H111L112 185V183H108V184H106L107 182H108V178H109V176L108 175H106L107 177L105 178V182L106 183H104L103 181H100L101 180V178H97V179H95L96 181L98 180V184L97 183H95L94 184V182H91V181H89V180H87V179H85L83 176H81V173H80V171H82V172H84V173H86V174H89V175H97V176H95V177H98V174H100L101 172H99L97 169H99V168H105V166H102V167H98V165H95V163H93L95 160H93V164H94V166H93V164H92V166L90 165L89 166V169L87 170V171H84V169H82L81 170V168L82 167H84L85 166V164L84 163H87L88 164V162H83V161H85L84 160V158H82L83 159V163H81V162H79V161H81V160H79L78 162H79V164L81 163V165H79L78 163H77V160H78V158L77 159H75V154L74 153H71L70 152V150L68 149V144H70L71 142H72V139H71V136H70V133H72V131L70 132V130H71V126L72 125H74V127H76L77 126V129H79L80 128V126H79V124L78 125H75V123L77 124L78 122H79V119L77 120V121H75L78 117H83L84 116V114H82V113H84L85 112V108L86 107H90L92 104H94L92 101H94V93L93 92H95V90L97 89V91L95 92L96 94L98 93V88L101 90V93L100 94H98L99 96H98V98H100V95L102 94V93H104V94H102L101 95V98L102 99H104V95L107 93V94H109L110 95V92H111V97H115L114 95H113V92H114V87H112V84L110 85V83L108 82V80H109V78H110V80L111 81H113V76H118V74H122V71L126 68V70L128 69V68H130L131 70H133V72H134V68H131V67H129L128 66V62H127V67L126 66H124L123 68H121L120 67V64L122 65V63H123V60H125L124 61V65H125V63H126V59H123V60H117V58H118V56H119V53H121L122 54V56H123V52H122V48L121 47H127V46H129V47H131V48H129L128 47V49H129V51L133 48L132 46H134L135 48H136V44H138L137 42H139V41H141V43H143V45L141 44V43H139V45H142V46H144V47H146L147 48V50L146 49H144V47H143V49L144 50H146L147 52L146 53H143L144 55L143 56H145L146 54V56H145V59H147V58H149L150 60L151 59H153V60H158V58L159 59H162L163 60V66H164V69H165V71L167 70L172 76H174L175 78H177L178 79V77H180V78H182L183 77V75H185V76H187L186 75V70L187 69H184V67L185 66H181V69L179 70V69H177L175 66H172L173 65V63H174V56H172L170 53L171 52H173L174 53V51L176 50V49H173V47H172V49H171V47L170 48H167V49H164L163 47H165V46H163V44H162V47L160 46V44H158V43H156V44H154L153 45V43L154 42H151V40L150 39H148V40H144L143 38H141V37H139L138 36V34L134 37V39L133 38H131V39H129V38H125V40H126V42H127V39L129 40L128 42H127V44H126V42L125 43H122L121 41H119L120 43H117L115 40V42L116 43H114L113 42V44L112 45H115V44H117L116 46H112L111 44V46L109 47V43H108V45H107V42L106 43H104V41L106 40V41H109L110 39L112 40V38H108L109 36H111L109 33H116V34H118L119 32H120V35H122V36H120L121 37V39H122V37H123V33H122V31L120 30H116L115 32H111V30L110 29H108V28H105V27H99V25H97L98 26V28L96 27V28H94L93 26V24H90L91 22H90V20H89V18H87V14L89 15V13H87L86 11H82L81 10V8L76 4V0H32L31 2H28ZM63 6L65 7L64 9L66 10L65 12L66 13H63V14H65V16H66V18L65 17H63V20H64V22H62V20H61V15H62V12H63V10L62 11H60V13H59V10L60 9H63ZM58 10V11H57ZM57 11V12H56ZM57 13H58V15H57ZM84 13H86L85 15H84ZM264 13V12H263ZM57 15V17H58V19H57V17H56V15ZM67 14V15H66ZM83 14V15H82ZM246 14H247V12H246ZM245 14V15H246ZM251 14H252V12H251ZM250 14V15H251ZM60 15V16H59ZM249 15V14H248ZM247 15V16H248ZM255 15H257V14H255ZM261 15V14H260ZM259 15V16H260ZM78 16H79V20H78ZM80 16H82V17H80ZM252 16V15H251ZM262 16H263V19H264V15L262 14ZM54 17H56V19L57 20H55V18ZM243 17V16H242ZM255 17V16H254ZM54 18V19H53ZM82 18H84L83 20H82ZM85 18H87L86 19V21H89V23L87 24L86 23V21H84L85 20ZM241 17H239V19H240ZM245 18V17H244ZM256 18H258V17H256ZM260 18V17H259ZM242 19V18H241ZM247 19V18H246ZM249 19H250V17H249ZM52 20V21H51ZM53 20H55V21H53ZM59 20H61V22H59ZM250 20H252V19H250ZM250 20H249V22H250ZM257 20V19H256ZM82 21V22H81ZM84 21V22H83ZM241 21H243V20H241ZM240 21V22H241ZM253 21V20H252ZM251 21V22H252ZM262 21V20H261ZM51 22H56V24H55V27H53L52 25H54V23H51ZM81 22V23H80ZM244 22H246V20L244 21ZM260 22V21H259ZM84 23V24H83ZM252 23H254V22H252ZM52 24V25H51ZM71 24H73V25H75L74 27V29L70 26ZM90 24V25H89ZM255 24V23H254ZM253 24V25H254ZM257 24V23H256ZM262 24H264V22H262ZM261 24V25H262ZM52 27H51V26ZM88 25V26H87ZM242 25V24H241ZM249 25V24H248ZM257 25H259V24H257ZM261 25H259L261 28H263V30H264V27H262ZM90 26H91V28H90ZM252 26V25H251ZM251 26H249V27H251ZM89 27V28H88ZM240 27V26H239ZM245 27H247V25L245 26ZM258 27V26H257ZM60 28V29H59ZM95 29L96 30V32H97V35H100L101 37V41H100V39L98 38V39H96V40H98V43L96 44V42L97 41H91L93 38L92 37H89L90 36V34H91V32L93 31V30H91V29ZM242 28V27H241ZM64 29V30H63ZM71 29V30H70ZM90 29V30H89ZM244 29V28H243ZM248 30H249V28H247ZM251 29V28H250ZM252 29H253V26H252ZM66 30V31H65ZM67 30H68V32H67ZM87 30L88 31H91V32H87ZM94 30V31H95ZM256 32H255V31ZM100 31V32H99ZM253 35H254V33L253 32H255V34L256 33H258L259 31H258V28L256 29H253V30H249ZM66 32V33H65ZM96 32H92V34H91V36H94V34H95V36H97L96 35ZM244 32H246L245 30H244ZM248 32V31H247ZM63 33V34H62ZM67 33H69V34H67ZM102 33V34H101ZM104 33V34H103ZM106 34H108V35H106ZM245 34H247V33H245ZM244 34V35H245ZM262 33H261V31H260V35H261ZM66 35L68 36V38L66 37ZM102 35H105V36H102ZM239 35V34H238ZM248 35V34H247ZM247 35H245V36H247ZM250 33H249V35L246 37L247 38V41L246 42H248V47L249 48H247V49H245L246 47H243V46H241V47H238L237 49H236V54H239L238 56L239 57H242V58H240V62H241V59H244L243 60V63H244V61H245V59L246 58H248V59H251V60H253V61H255L254 62V66L256 67V64L259 66V64L261 65V64H264V40H263V43L260 41V42H258L257 40H256V42L253 40V37H255V36H252L251 38L252 39H248V37H250ZM94 36V37H95ZM106 36H107V38H108V40L106 39ZM240 36H241V33H240ZM256 36H258V34H256ZM261 36H263V35H261ZM261 36H259V37H257V38H259V40H262L263 38H264V36L261 38ZM18 37V36H17ZM17 37H16V39H17ZM88 37V38H87ZM99 37V36H98ZM12 38V37H11ZM237 38H238V36H237ZM245 38V39H246ZM104 39V40H103ZM133 39V40H132ZM155 39V38H154ZM243 39H244V36H243ZM95 40V39H94ZM119 40H120V38H119ZM130 40H131V42L133 43L134 41V44L135 45H133L131 42H130ZM157 40V39H156ZM248 40H251V44L253 43V42H255V43H260V44H258V45H255V43L254 44H252L251 46H249V44H250V41H248ZM253 40V41H252ZM150 41V42H149ZM244 41V40H243ZM111 42V41H110ZM124 42V41H123ZM158 42V41H157ZM112 43V42H111ZM130 43H131V46H130ZM241 43V42H240ZM96 44V45H95ZM106 44V46L107 47H109V48H107V47H105L104 45ZM120 44H123V45H127V46H120ZM129 44V45H128ZM244 44V43H243ZM253 45H255V46H253ZM117 46H119V48L117 47ZM169 46V45H168ZM168 46H166V47H168ZM91 47H92V49H91ZM93 47H95L96 48V50L94 51V49H93ZM111 47H114V48H111ZM118 48V50L116 51V49ZM135 48H133L132 50H134V52L133 51H130V56L131 55H133L134 56V54L135 55H139L138 57H135L136 59L138 58V60H141V58H143V56H141L140 54H139V52L138 51H140V53L141 52H143L144 50H142V47L141 46H137V48H140L139 50H137V49H135ZM109 49H111L110 51H111V55L109 54L110 53V51H108ZM114 49V50H113ZM121 49V51H119ZM128 49H127V51H128ZM168 49H170V51L171 50H174V51H171L170 53H169V51H168ZM85 52H84V51ZM125 50H126V48H124V52H125ZM137 50V51H136ZM142 50V51H141ZM178 50H180V49H178ZM108 53H107V52ZM114 51L116 52V54L114 55ZM126 51V52H127ZM128 51V52H129ZM126 53L127 55H128V57L127 56H125V58H130L129 57V53ZM133 52V53H132ZM145 52V51H144ZM182 52V51H181ZM235 52V51H234ZM137 53V54H136ZM175 53H178L176 56H178V60H179V52L177 51V52H175ZM108 54H109V57H108ZM120 54V55H121ZM185 54V52L182 54V55H184ZM235 54V55H236ZM114 55V56H113ZM181 55V56H182ZM186 55H189V53H187ZM185 55V56H186ZM132 56V57H133ZM184 56V57H185ZM191 56V55H190ZM131 57V59H133V61H134V57L132 58ZM187 57V56H186ZM110 58V59H109ZM140 58V59H139ZM191 58V57H190ZM120 59H122L121 57H120ZM186 60L188 59V57L187 58H185ZM238 59V58H237ZM239 60V59H238ZM250 60V62H252ZM115 61H116V64H115ZM129 61H130V59H129ZM132 61V63L133 64H136L135 66H138V67H140L141 66V64L139 65L138 63H134ZM147 61H148V59H147ZM175 61H177V59L175 60ZM183 61V60H182ZM189 61H190V59H189ZM114 62V63H113ZM118 62H121L120 64H118ZM141 62H144L143 60L141 61ZM158 62L160 63V61L158 60ZM247 62V61H246ZM246 62H245V64H246ZM81 63V64H80ZM153 63V62H152ZM157 63V62H156ZM186 63H189V62H185V64H184V62H183V64L184 65H186ZM242 63V62H241ZM240 63V64H241ZM242 63V64H243ZM259 63V64H258ZM131 63L129 62V65H130ZM133 64H131V65H133ZM143 64V63H142ZM145 65H146V62L144 63ZM150 64V65H149ZM172 64V65H171ZM175 64H176V62H175ZM180 64V63H179ZM247 64H248V62H247ZM130 65V66H131ZM156 65V64H155ZM123 66V65H122ZM147 66V65H146ZM149 66H151V67H149ZM189 66V65H188ZM248 66V65H247ZM264 66V65H263ZM138 67L136 68V70H138V73L140 72V69H138ZM145 67V66H144ZM143 67V65H142V67H140V68H144ZM148 67L150 68V69H153V70H151V72H147V70H148V68L146 67V70H144L145 72H147V73H151V77H152V75L153 74H155L156 75V72H155V70H154V68H153V65L151 64V62L150 63H148ZM183 67V68H182ZM262 67V65L260 66V68ZM180 68V67H179ZM186 68V67H185ZM189 68V67H188ZM142 69H141V71H142ZM145 69V68H144ZM257 69V71H258V68H256ZM256 69L255 70H253L251 73H250V75L251 74H253L252 76H250V78H252V79H257V75H256V72L254 73V71H256ZM125 70V71H126ZM135 70V71H136ZM182 70V71H181ZM262 70H263V67H262ZM130 71V70H129ZM144 71L142 72V73H144ZM190 71V70H189ZM85 72V73H84ZM137 72V71H136ZM85 74V76L83 75V74ZM188 73V72H187ZM116 74V75H115ZM134 74V73H133ZM180 74H182V77H181V75ZM81 75L83 76V77H81ZM123 75V74H122ZM147 75V74H146ZM155 75H153V76H155ZM171 75H170V77H171ZM180 75V76H179ZM80 76V77H79ZM126 76V75H125ZM125 76H122L120 79H118V80H120V81H118L117 79L115 80V78H114V80H115V82H117V84L120 82L121 84L123 83V82H121V80L122 81H125V78L124 79H122L123 77H125ZM128 76V75H127ZM132 76H137L136 74H134V75H131L130 77H132ZM188 76H189V74H188ZM254 76H255V78H254ZM174 77H171L170 79L171 80H173L172 78H174ZM190 77V76H189ZM189 77H188V81H190L192 78H190V80H189ZM83 79L82 81H83V83H84V85L82 84V82H81V80H79V79ZM135 80H132V78H129L128 77V81H129V79H131V81H129V82H132L131 83V85L132 84H135V81L137 80L136 78L137 77H133ZM140 78V79H139ZM142 78L143 79H146V78H144L143 76H142ZM149 78V77H148ZM138 79H139V81L137 80V84L139 83H141V85H142V83H143V87L141 88V86H138V87H140V88H138L137 90H134V92L136 91V93L134 94V95H136V94H138V97L140 98V100L141 99H145V100H141L142 102H144L145 101V103L148 101L147 100V98L149 99H151V97H152V99L151 100H153L152 102H154V100L157 102V103H159L160 104V100L161 99H163L162 97H160V94H163V93H165L166 92V90H165V88H164V90H162V92L160 93H157V94H155V92L156 91H153L154 93L152 94V93H148L147 94V96L145 95L147 92H152V91H150L149 89V91L147 90V89H145L146 91H142V90H144L143 88H145L144 87V84L145 83H147L146 81H148L149 82V80H150V78L149 79H147L146 81L145 80H143V81H145V82H142V79H141V76L140 77H138ZM153 79L154 78H151V80L153 81ZM156 79V78H155ZM154 79V80H155ZM183 79V78H182ZM181 79V80H182ZM184 79H185V77H184ZM251 79V81L250 80H248V81H250V82H252L251 84H254L253 83V80ZM56 80H58L57 82H56ZM106 80H107V82H108V84H109V86H107L106 87V85H107V83H106ZM109 80V81H110ZM175 80V79H174ZM241 80H243V81H245L246 82V80H244V78H242ZM240 80V82H241V84H242V81ZM110 81V82H111ZM127 81V83H129ZM133 81H134V83H133ZM157 81V80H156ZM179 81H180V79H179ZM185 81H186V79H185ZM193 81V80H192ZM192 81H190L191 83H192ZM255 82H256V80H254ZM115 82H114V85H115V87H117V85L115 84ZM154 82V81H153ZM170 83H171V81H169ZM169 82H168V84H169ZM189 82V83H190ZM196 82L198 83V81L196 80ZM240 82H238L237 84H240ZM106 83V85L104 86V84ZM125 83V82H124ZM123 83V84H124ZM151 83V82H150ZM159 83V82H158ZM163 83H165V82H163ZM175 83V81H172V86L170 87V88H172ZM176 83H178L177 82V80H176ZM180 83H181V81H180ZM183 84H184V82H182ZM185 83H187V82H185ZM188 83V84H189ZM190 83V84H191ZM121 84H119L118 85V88L121 90V91H123V95L126 93V92H124V90L123 89H121L120 87H122L123 86V84H122V86H120ZM137 84H135L136 85V88H137ZM183 84H180V86H178L179 84H175V86L177 87H180V88H182L183 87ZM189 84V85H190ZM196 84V83H195ZM236 84V85H237ZM251 84H249V82H248V86H250V88H248V90L249 89H251L252 87H254L253 85H251ZM257 84V83H256ZM256 84H255V87L254 88H256L257 86H256ZM96 85L97 86H99V87H96ZM100 85H103V87H105L106 89H109L110 87H112V89L110 90H108V92L106 91V93L104 92L105 91V88H104V91L102 90L103 88L100 86ZM113 85V86H114ZM146 85V84H145ZM156 85H158V84H156ZM160 83H159V87H160ZM164 85H166V83L164 84ZM169 85H171V84H169ZM236 85L234 84V86L236 87ZM243 85H245L246 87H247V85L246 84H244L243 83ZM126 86V85H125ZM148 86L150 87V85H149V83H148ZM146 87V88H149V87ZM151 86H155V85H153V83H152V85ZM188 86V85H187ZM192 86H193V84H192ZM191 86V87H192ZM195 86V85H194ZM198 86V85H197ZM238 86H240V85H238ZM127 87V86H126ZM126 87H124V89H125V91H127L126 89ZM128 87H130V84H128ZM157 86H155L154 88H156ZM163 87V86H162ZM198 87H201V86H198ZM242 88H243V86H241ZM73 88V89H72ZM76 88H77V90H76ZM117 88V89H118ZM132 88H135V86L133 87L132 86ZM132 88H131V90L130 91H133L132 90ZM158 88V87H157ZM175 88V87H174ZM174 88H172V89H174ZM180 88H176L177 89V93L179 92V90L178 89H180ZM187 88H189V86L187 87ZM195 88V87H194ZM237 88V87H236ZM76 90V92H77V94L74 92L75 90ZM159 89V88H158ZM176 89H174L175 90V92L174 93H176ZM185 86H184V88H182V89H180V91L181 90H183L184 91V93H186L187 94V91H185V90H187V89H185ZM191 90H192V88H190ZM197 89V88H196ZM201 89V88H200ZM235 89V88H234ZM71 90H72V93H74V95L71 93ZM129 90V89H128ZM191 90H188V92L190 91L191 92ZM236 90V92H237V94H238V91L239 90H241V88L239 87V90L237 91V89H235ZM234 90V91H235ZM245 90H247V88H245ZM245 90H242L243 92H241V93H244V91ZM252 90V89H251ZM249 91V92H246V93H251V92H253V91ZM103 91V92H102ZM113 91V92H112ZM116 91H118V92H115L117 95L120 93L119 92V90H116ZM163 91H165V92H163ZM183 91H182V94L181 95H183ZM193 91V95H192V100H194L195 99V97H196V95L194 94V90H192ZM197 91V90H196ZM195 91V92H196ZM100 92V91H99ZM144 92H146V93H144ZM172 92V93H171ZM171 92H169V94H173V91H171ZM200 92V90H198V93ZM236 92H234L235 94H236ZM239 92V93H240ZM84 93V94H83ZM130 92L128 91V99H130V101L132 100H134V102H132V104L134 103H136V101H138L139 99H138V97L136 98V97H134V95H133V97L134 98H136V99H133L132 98V95H131V98L129 97V94ZM176 93V95L178 96V94ZM201 93V92H200ZM81 94H83V95H81ZM121 94V93H120ZM149 94H152V95H150L149 96ZM154 94L156 95V97H153L154 96ZM159 94V95H158ZM166 94H168V93H166ZM191 94V93H190ZM202 94V93H201ZM236 94V95H237ZM71 95H73V96H71ZM76 95V96H75ZM81 95V96H80ZM122 95V94H121ZM122 95V96H123ZM126 95V94H125ZM125 95L123 96V100H126V101H128L126 98L127 97H125ZM175 94H173V95H171V97L173 98V96H176ZM181 95H179V98H181ZM77 96H78V98L79 99H83V101L81 100V103H83L84 102V104H81V103H79V104H81L82 106L80 107V105L78 104V99H77ZM82 96H84V97H82ZM106 96H108V95H106ZM120 96V95H119ZM122 96H120V97H122ZM137 96V95H136ZM145 96L147 97V98H145ZM149 96V97H148ZM160 97V99H158V101H157V97ZM166 96V95H165ZM177 96H176V98H177ZM185 96V95H184ZM191 96V95H190ZM193 96H194V99H193ZM238 96H240V94H238ZM95 97H97L96 95H95ZM109 97V96H108ZM108 97H107V99H108ZM120 97H118V99L120 98ZM169 97V96H168ZM170 97V98H171ZM197 97H198V94H197ZM207 97V96H206ZM77 100H76V99ZM110 98V97H109ZM125 98V99H124ZM170 98H169V100L168 101H170V103H171V100H170ZM187 98V96L186 97H184V99H186ZM203 97H201V99H202ZM238 98V97H237ZM93 99V100H92ZM105 99H106V97H105ZM106 99V100H107ZM114 99H117V97L116 98H113V100H110L109 102H112V103H116V101H114ZM120 99H122V98H120ZM119 99V101H121ZM138 99V100H137ZM178 99V98H177ZM177 99H176V101H177ZM182 99H183V97H182ZM182 99H180L179 100V102L182 100ZM204 99V98H203ZM77 101L75 104L73 103V101ZM85 100V101H84ZM97 100V99H96ZM106 100H104V101H106ZM164 100V99H163ZM162 100V101H163ZM174 100V99H173ZM189 100V99H188ZM187 100V101H188ZM192 100H191V106L193 105V107H191V111L190 112H188L189 110L188 109H186V111L184 112V111H180V107L181 108H183L182 106H176L175 104L174 105H171V104H169V105H171V106H173V107H171V106H169L168 105V107H170V111H166L165 109H163L162 107H164V104H168V103H164V102H162L161 101V104L160 105H158L157 106V104H155L156 102H154V104H152V102H151V104L152 105H154V107L155 106H157L156 107V110H157V112H158V114H160V115H162V117L159 115H157V113H156V111H152V110H150V111H152L154 114H156L157 115V117L158 118H166L167 120H171L172 121V123H174L175 125H176V127H178V128H176V131L177 130H179V132H181L180 131V129H182V133H181V135H178V133L179 132H177L176 133V131H175V129L173 130L172 129V131L171 132H174V134L176 133L177 134V136H175L173 133H171L170 131H169V129L168 128H166L167 126H169L171 123L169 122V121H166L167 122V126H166V123H164V122H161V120L160 119H158L156 116V119H158L156 122H158V121H160L159 123H163V124H165V125H163L164 127H165V129L166 130H168L169 132H167V136H166V134L164 135V134H162L163 132H165V129H164V131L163 130H161V129H157V128H155V127H158L157 125H159V128L160 127H162V126H160V124H156V126L154 127V129H156L155 130V132H153V136H152V133H150V132H152V130H150V129H152L153 128V126H152V128H151V124H150V127L148 126L149 125V123H145L144 122V118H147V117H145V116H147L149 113H150V111L145 107H142L143 109H146V111H148V112H145V114H147V115H145V116H142V115H144V113L142 112V111H144L143 109L141 110V108H140V110L141 111H139V105H137V104H140V106H141V104L142 103H140V101L137 103V104H133L134 106H136V107H138V108H136V110H134L135 109V107L134 106H132L133 107V109H132V113H131V116H132V114L134 113V111H135V113L134 114H136L137 113V110L139 111L138 113V115L141 117L142 116V119H138V118H140V117H138L137 118V116L138 115H136V118H132L131 116H130V114H129V110H126L127 109V106H124V104H125V102L123 101L122 103V105L120 104L121 102H119V104H120V106H119V104H117L118 105V107H120L119 108V110L121 109L122 110V108H123V110H122V112L123 113H121V112H119V110H118V108H114V104L112 105V109H114L113 111L115 112V109L117 110L116 111V113H117V115H118V112H119V115L117 116L116 115V113H112V112H107L108 113V116L109 115H114L115 116V118L117 117V120H115V118H114V124L111 122L110 123V121H109V118L108 117H106V119L108 120V122L106 121V119L105 118H103V121H102V123L103 124H105L106 125V123H108L107 124V126H108V128H109V126L111 127V124L114 126H112L113 127V129H114V131H113V129H112V133L113 132H115V130H116V128H117V133L115 134H112V133H109V134H112V139H113V136H114V138H115V140H116V142H114V141H112L111 142V146H112V150H111V146L109 145L110 143H106V142H108V139L105 141V138H103V136H104V134H105V132H106V130H103V132H102V128H103V124L102 125H99L98 126V128L97 127H95L97 130H99V127H101V130L100 131H98L97 132V130H96V132L94 133V131L92 130V126L94 125V124H92L91 125V123L92 122H90V123H87V124H89V125H91V126H89V127H91V129L90 130H92L93 131V133H94V135L92 134V135H89L90 134V130H89V132H87V128L86 129H84V125L86 126L87 124H85V122H83L84 123V125H83V123H82V127L80 128V132L79 133H81V134H79L78 132H77V130L76 131H73V135L75 134L76 135V137H77V134L76 133H78V135H80L81 136V138H79V137H77V138H79L80 139V141H78V144H77V148H79V149H81V151L84 149V150H86V153H87V150H89V152H90V154L89 155H91L93 152H95V151H93V150H95L94 148H96V146H98L97 144H99L100 146H98V147H100V150L103 148L102 146H101V144L100 143H97V140H98V142H100L99 140H102L101 138H103L104 139V141H105V143L103 142V140H102V142L104 143V144H107V146L109 145V149H108V152H106V150H107V146H105V148L101 151V153H103V151H105L102 155H103V157H102V155H100L98 152V158H97V156H95L96 158H97V161H104V162H106L107 160H105V157L104 156H106L105 154L107 153L108 155H110V156H112V154H110L112 151H113V146L115 145L114 143H117L115 146V148H117V146H118V148L119 149H115V151H114V155L116 156L115 158H117V159H114V161H117V163H119V160H121L122 159V157H123V153H124V156L127 158H125V157H123V160H125L126 159V161L124 162L123 160H122V162L120 161V166L118 167V168H123V162H124V164L125 163H127L128 161L130 162V165H126L125 164V168H126V170H124L125 168H123L122 170L121 169H119L120 171L119 172H123L122 174L124 175V174H126V173H132L133 175H136L135 173H138V171L137 172H135V173H133L134 171L133 170H135V168L136 167H139V165H135V164H133L131 161H133V160H141V158L142 159H144L145 161L146 160H148L147 158L149 157V159H151V160H148V161H153L152 162V166H150V165H148L149 164V162L148 161H146V163L144 164L143 162H142V164L144 165V166H146V165H148V166H150L151 167V170L153 171L154 169L156 170H154V172H157V173H155L156 174V176L158 175V173L160 174L159 176H152L151 174H154V172H152V173H148L147 175H149L150 176V178H149V181L150 182H153V184H154V182H155V184H159V183H163V184H161L162 186H164V184L165 185H168V184H170V182L172 183V184H170V186H164L165 187V190H164V188L161 186V188H163V190H160V194L159 195H161V194H163V192L165 193L166 191L169 193V197L168 198H170V202L169 203H171L172 205H174V206H182V205H180V204H184V205H187L188 204V207H189V210H190V208H195L197 211H198V213L199 212H201V210L202 209H204L205 210V208L207 207V205H209V207L211 206V205H213V204H215V205H213V206H211V207H214V208H218L216 211H213V212H216L217 213V215H218V212L220 211V209H224L225 208V210H226V208H229L230 206L228 205V204H230V202L229 203H226V205H228V206H224V208L222 207L223 205L222 204H220V206H221V208H220V206H219V204H218V199H216V197H217V193L219 192V190H221L220 188L218 189V184H214L213 183V180H212V178L214 179V176L215 177H217L213 172H211V175H212V173L214 174L212 177L210 176L209 177V175L207 174V176L205 175V173H209L210 172V169L211 168H207V169H209V172H206L207 171V169H206V167H208L209 165H208V163L205 161V160H203V159H201L200 161H202L201 163H199L200 164V166H199V164H198V162H197V160H195V157L194 156H199L200 157V155L202 156V158H204L203 156L205 155V150L206 151H208V152H211V153H214L213 152V149H212V143L214 142L213 140L214 139H216L217 137V135H215L214 133H213V131H212V134H211V126H208L205 122H206V119H207V117L205 118L204 116H203V113H202V110H201V108L199 109V108H197V107H199V105L195 102V100H197V99H195L194 100V102H192ZM30 101H32L34 104V108L32 107V104H31V106H30V103H32V102H30ZM98 101V100H97ZM103 101V102H104ZM127 102V104L129 103V104H131V102ZM186 101V104H187V106H189V104L188 103H190V102H187ZM190 101V100H189ZM29 103V104H27L28 105V107L30 108H32V110H34V109H36V110H38L39 112H40V116H39V119H38V114H39V112H37V113H34L35 111H31V108L30 109H28L26 106V103ZM80 102V101H79ZM91 102H92V104H91ZM100 102H101V99H100ZM108 102V101H107ZM149 102H150V100H149ZM148 102V106L150 105V103ZM179 102H177V103H179ZM185 102V100L181 103L182 105H183V103ZM200 102H203V101H200ZM200 102H198V103H200ZM205 102V101H204ZM209 102V101H208ZM207 101H206V104L208 103ZM96 103V102H95ZM145 103H143L142 104V106L145 104ZM163 103V104H162ZM174 103V101L172 102V104ZM176 103V102H175ZM97 104H98V102H97ZM97 104H95V105H93V106H95V108L96 109H99V107L100 106H97ZM105 103H103V105H104ZM126 104V105H127ZM128 104V105H129ZM186 104H184V105H186ZM235 104V103H234ZM234 104H232V106L234 105ZM75 105V106H74ZM79 105V106H78ZM109 105V104H108ZM108 105H107V103H106V108H108ZM117 105H115V106H117ZM161 105H163V106H161ZM179 105V104H178ZM201 105H203L202 103H201ZM237 105V104H236ZM84 106V107H83ZM147 106V105H146ZM147 106V107H148ZM187 106H186V108H187ZM239 106V105H238ZM92 107V106H91ZM98 107V108H97ZM102 107V106H101ZM104 107V106H103ZM125 107H126V109H125ZM151 109L153 108V106L151 107V106H149ZM159 107V108H158ZM167 106H165V108H166ZM190 107V106H189ZM201 107V106H200ZM206 107V106H205ZM79 109V111L78 110H76V109ZM85 109V110H83V109ZM110 108V107H109ZM130 109H131V107H129ZM158 108V109H157ZM232 108H236V109H238L237 110V112L239 113V114H241L240 115V117H236L237 119H236V122L238 123V121L237 120H240V122L241 123H246L245 121H247V119H246V117L249 115V114H253L252 115V119L254 120V121H256V123H254V121H252L254 124L253 125H251V123H249L253 128H255L256 129V131L258 130V123H260V121H259V119H260V116H261V113H262V105L261 104H256V106L255 107H253V108H246V107H232ZM95 109V110H96ZM104 109V108H103ZM167 109V108H166ZM205 109V108H204ZM207 109V108H206ZM221 109H223V108H221ZM229 109H231V106L229 107ZM229 109H227V110H229ZM249 109H255L254 111H255V113H253V111L251 112ZM258 109H259V113H257L258 112ZM83 110V111H82ZM168 110V109H167ZM224 110V109H223ZM226 110V111H227ZM233 110V109H232ZM231 110V111H232ZM76 111L77 112H79V113H76ZM87 111H89V112H87ZM87 114H89L91 111L89 110V108L87 109ZM99 111H100V109H99ZM98 110H96V111H93L92 110V112H99ZM102 111V110H101ZM126 111H128V113H126ZM207 111V110H206ZM230 111V112H231ZM141 112V113H140ZM209 112V111H208ZM221 112V111H220ZM229 112V111H228ZM93 113V114H94ZM106 113V112H105ZM143 113V114H142ZM233 113V112H232ZM86 114V115H87ZM121 114V115H120ZM126 114V115H125ZM141 114V115H140ZM200 114H202V115H200ZM216 114H217V112H216ZM225 114H226V112H225ZM239 114H238V116H239ZM247 115V116H244V115ZM36 115V116H35ZM124 115V116H123ZM128 115H129V118L131 117L132 119H133V121H136V122H141L142 120V123H144V124H142V123H137L138 124V127L136 126V125H134V124H136V123H134L133 121H131V119H129V126H130V123H131V125L133 126H135L136 128V130H138L139 129V131H140V127H143L142 125H144V130H146V133L145 134H143V133H141V135H140V133H138L137 131H135V129L134 130H131V129H133V127H128V126H126V125H128V123H126V121H128ZM149 115H153V114H149ZM149 115H148V117H149ZM229 115H231V114H229ZM66 116V117H65ZM75 116V118H74V120L72 119L73 117ZM93 115H91V117H92ZM100 116V115H99ZM101 116H103V115H101ZM105 116V115H104ZM113 116V117H114ZM207 116H209V115H207ZM217 116H219V115H217ZM227 116V115H226ZM232 116H233V114H232ZM85 117V116H84ZM83 117V118H84ZM210 117V116H209ZM220 117V119H221V116H219ZM231 117V116H230ZM230 117H228V118H230ZM249 117V116H248ZM247 117V118H248ZM17 119V120H14V121H19V119H18V117H16L15 116V118L13 117V116H11L10 117V121H11V119ZM68 118V119H67ZM87 120H88V122L90 121V117L88 118V116L87 117H85ZM96 118V116H94V119ZM119 118V119H118ZM121 118V119H120ZM150 118V117H149ZM152 118H153V116H152ZM226 117L224 116L223 117V121L225 122V119ZM235 118V117H234ZM73 121H72V120ZM92 119L93 118H91V121H92ZM97 119V118H96ZM95 119V120H96ZM99 119V121H100V123H101V120H102V118L100 117V118H98ZM101 119V120H100ZM113 119V118H112ZM111 119V120H112ZM138 119V120H137ZM151 119V118H150ZM150 119H148L147 118V120H150ZM166 119H163V120H166ZM225 119V120H224ZM233 119V118H232ZM249 119V118H248ZM251 118L249 119L250 121L252 120ZM21 120H20V122H19V124H16V128H17V125L19 126V125H23L24 126V124H20V123H22L21 122ZM67 120V121H66ZM69 120H71V121H69ZM86 120V121H87ZM153 120V119H152ZM151 120V121H152ZM208 120H210V118H208ZM208 120H207V123H208ZM229 120V119H228ZM233 120H235V119H233ZM248 120V122H250ZM13 121V120H12ZM83 121V120H82ZM98 121V120H97ZM97 121H94V122H96L97 123ZM105 121H106V123H105ZM118 121H120V122H118ZM145 121H146V119H145ZM201 122V124H202V127H203V129H201L202 127L201 126H199V128H200V130H199V128H197L196 127V129H198V130H194L193 128V126H194V123L193 122ZM227 121V120H226ZM244 121V122H243ZM71 122L72 124H70V126L69 125H67V124H69V123ZM73 122H75V123H73ZM118 122V123H117ZM210 122V121H209ZM235 122V121H234ZM234 122H232V124L234 123ZM248 122H247V124H248ZM18 123V122H17ZM26 123H25V126H26ZM110 123V124H109ZM125 123V125H123ZM134 123V124H133ZM152 123V122H151ZM168 123H169V125H168ZM178 123H179V125H178ZM193 123V128H191L190 126V124H192ZM226 124H225V127H227L226 125H227V122H225ZM6 125L7 124H11V125H13L11 122L9 123V122H7V123H5ZM5 124H3V127H2V129L5 127ZM99 123H97V125H98ZM139 124H141V126L139 125ZM145 124L147 125L146 127H148V129H145L146 127H145ZM197 124V123H196ZM198 124H200V123H198ZM209 124H211V123H209ZM224 124V123H223ZM2 125V124H1ZM96 125V124H95ZM105 125H104V127H105ZM117 125V126H116ZM120 125H123V129H124V126L125 127H128L130 130L128 131V133H126L127 132V130H128V128H127V130H126V128L123 130L122 129V127L120 126ZM173 124H171V127L169 126V128H172V127H174V125L172 126ZM207 125V126H206ZM234 125H235V123H234ZM241 125V124H240ZM243 125H245V124H243ZM250 125H249V127H250ZM78 126H79V128H78ZM231 126V125H230ZM1 127V126H0ZM209 127L210 128V131H209V128L207 129V128ZM236 127H238L239 128V126H236ZM241 127H242V125H241ZM252 127H250V128H252ZM14 128H15V124H14ZM94 128V129H95ZM150 128V129H149ZM252 128V129H253ZM10 130L11 128H9V126L7 127V129L6 128H4V130L3 131H6V130ZM18 129V128H17ZM118 129H120L119 131H118ZM143 129V128H142ZM141 129V131H143ZM186 129L187 131L189 130V132L187 133H185L184 132V130ZM229 129V128H228ZM241 129V128H240ZM121 130H123V132L125 133V135L123 136V133L121 132V133H119ZM148 130H150V132L148 131ZM185 130V131H186ZM224 130H226V128L224 129ZM223 130V131H224ZM234 130H235V128H234ZM254 130V129H253ZM12 131V132H13ZM109 131H110V129H109ZM154 131V130H153ZM228 131H231V130H228ZM236 131H237V128H236ZM236 131H234V133L236 132ZM255 131V132H256ZM11 131H9V133H12ZM22 134H21V133ZM111 132V131H110ZM134 132L135 133H138V134H135L134 135ZM148 132L151 134V136L152 137H148L147 139L149 140L150 138V140H152V138L153 137H157L156 138V140L157 141H159L158 140V138H160L161 140L160 141H164V139H165V141H167V143H168V145H166V146H168L165 150L164 149H161V150H163L162 152H160V153H163V155L162 154H158V156H157V150H160V148H161V146H159V144H164L163 142H157L156 140H154L155 138H153V140H152V142L150 143V141L149 142H146L145 143V140H146V138H144L145 140H144V143H143V141L141 140V139H143L142 138V136L144 137V135L145 136H147L148 135ZM165 132V133H166ZM227 132V131H226ZM233 132V131H232ZM232 132H230V134L232 135V134H234V133H232ZM9 133H7V134H9ZM28 133V134H27ZM97 133H99V134H97ZM131 133H133V134H131ZM154 133L155 134H157L158 136H154ZM218 133H220V131L218 132ZM237 133V132H236ZM26 134H27V137H26ZM71 134V135H72ZM88 134V135H87ZM107 135V136H110V135ZM122 134V135H121ZM127 134V135H126ZM143 134V135H142ZM147 134V135H146ZM150 134L148 135V136H150ZM180 134V133H179ZM240 134V136H241V133H239ZM3 135H5V134H2V135H0V136H3ZM11 135V134H10ZM72 135V136H73ZM75 135H74V137H75ZM95 135H98V137L97 136H95ZM117 135H119V136H117ZM133 137H132V136ZM139 136V138H140V140H138L139 138H138V136ZM220 135H222V134H218V136L220 137ZM228 135V134H227ZM259 135H260V133H259ZM6 136V135H5ZM9 136V135H8ZM25 138H24V137ZM91 136V137H90ZM94 136H95V138H94ZM107 136H105L106 138H107ZM121 136H122V138H121ZM131 136V137H130ZM162 136H166V138H164L163 140H162ZM179 136L180 137H182V138H184V139H186L185 140V142H187V140H188V142L190 141V144L189 143H187V145L190 147L191 145H192V143L194 142H198L199 141V138H202V139H200V141L201 140H203V141H201V143L203 142L204 143V146H203V148L200 146V148L201 149H199L198 148V146L200 145V143H199V145H197V143L195 144V145H193V146H191V147H197L196 149H198V151H199V153H198V151H197V153L195 154L194 153V156L192 157V154H193V152L191 153V151L193 150H195L196 151V149L194 148H192V149H188L187 148V150H188V152H190V153H188L187 152V150H185L186 149V143L184 142V140L183 139H180L179 140ZM223 136V135H222ZM230 136V135H229ZM228 136V137H229ZM237 136V135H236ZM263 136H264V134H263ZM262 136V137H263ZM74 137H73V139H74ZM75 137V139H77ZM94 139H93V138ZM100 137V138H99ZM111 137H109V139L111 138ZM117 137H119L118 139H117ZM123 137H124V139H125V142H121L122 140H123ZM126 137V138H125ZM224 137V136H223ZM227 137V136H226ZM228 137H227V139H228ZM231 137V136H230ZM229 137V139H231V140H233L234 138H237V139H239L238 137H239V135H238V137H235V135H234V138L232 139V138H230ZM10 138H11V136H9V140H10ZM16 138V137H15ZM27 138V139H26ZM97 138H99V139H97ZM127 138H129L128 140L130 141V143L128 142V144H126L127 143ZM136 138V139H135ZM177 138V139H176ZM257 138H260L259 136L257 137ZM18 139V138H17ZM16 139V141H18ZM96 139V140H95ZM135 139V140H134ZM224 139L226 140V138L224 137ZM224 139H223V141H224ZM228 139V140H229ZM241 139V138H240ZM8 140V141H9ZM12 141L14 140V139H11ZM10 140V142L11 143H13L12 141ZM93 140H95V141H93ZM119 140V141H118ZM127 140V141H126ZM139 142H138V141ZM217 140V139H216ZM215 140V141H216ZM230 140V141H231ZM259 140H261V139H259ZM259 140L257 141L258 143H259ZM16 141H15V143H16ZM93 141V142H92ZM118 141V142H117ZM136 141H137V143H136ZM141 141H142V143H141ZM147 141V140H146ZM153 141L156 143V144H158L157 146H159L158 147V149H157V147H156V149L157 150H154V144L152 145V143H153ZM164 141V142H165ZM180 141H182L181 143H180ZM235 141H237V140H235ZM244 141V140H243ZM19 142V141H18ZM17 142V143H18ZM73 142H74V140H73ZM94 142H95V145H92V143L94 144ZM119 142H121V147H120V144H119ZM132 142H134V143H132ZM226 142V141H225ZM256 142V143H257ZM16 143V144H17ZM21 143V142H20ZM77 143V142H76ZM75 143V144H76ZM124 143V144H123ZM138 143H141L142 144V146H143V144L145 145H148V143H150L148 146H146V148L148 147V148H150L151 149V147H150V145L151 146H153L152 147V150H154V151H156V153H154V154H156V156L155 157H157L156 159H154L155 157H153V156H151L152 158H150V156L148 155V153H150V150L149 149H146L144 146V149H146V151H143V147H141V145H140V147L142 148L141 150H142V152L144 153V152H147L146 154L148 155H146V157H145V155L144 156H142L141 158H138V155L139 156H141V155H143V153L141 152V150L140 149H138V152H135V150H137L136 148L137 147H139V146H134V145H137ZM169 143H170V145H169ZM185 143V144H184ZM193 143V144H194ZM256 144V147H257V145H259V144ZM263 145H264V143H263V140H262V142H261ZM0 144H1V142H0ZM19 144V143H18ZM23 144V143H22ZM35 144H36V146H35ZM90 144V145H89ZM113 144V145H112ZM131 144H133V145H131ZM155 144V145H156ZM161 144V145H162ZM185 145V149L183 148V146L182 145ZM262 144H260V145H262ZM38 145V146H37ZM91 145H92V148H93V150H92V148H91ZM128 145V146H127ZM165 145V144H164ZM262 145V148L264 147ZM4 146V145H3ZM2 146V147H3ZM29 146H27L28 148L27 149H29ZM90 146V147H89ZM127 146V147H126ZM130 146V148L128 149V147ZM163 146V145H162ZM165 146V147H166ZM248 147H252L251 145L249 146V144L247 145ZM74 147V146H73ZM72 147V148H73ZM76 147H74V148H76ZM164 147V146H163ZM190 147V148H191ZM261 147V146H260ZM11 148V147H10ZM16 148V147H15ZM15 148H13V149H15ZM31 148H33V145L31 146ZM30 148V149H31ZM88 148V149H87ZM91 149V151H90V149ZM255 148V147H254ZM12 148H11V150L13 151V152H15V150H17V148L15 149V150H13ZM26 149V150H27ZM29 149V150H30ZM78 149V150H79ZM98 149V148H97ZM250 150L252 149V148H249ZM257 149H258V147H257ZM261 149V148H260ZM3 150V148H1V151ZM5 150H7V149H5ZM33 150H34V148H33ZM75 150H77V149H75ZM109 150H111V151H109ZM130 150V151H129ZM151 150V151H152ZM160 150V151H161ZM252 150H254V149H252ZM263 150H264V148H263ZM0 151V152H1ZM12 151H8L9 153H11ZM32 151V150H31ZM124 151H126V154H125V152ZM135 152V153H138L137 155H133V153L131 152V153H129V152ZM139 151H140V153H139ZM7 152V151H6ZM65 154H64V153ZM69 152V153H68ZM100 152V151H99ZM127 152H128V154H127ZM159 152V151H158ZM204 153V155H202L203 153ZM207 152V153H208ZM255 152V151H254ZM253 152V153H254ZM260 151L258 150V153H259ZM2 153V152H1ZM4 153H5V151H4ZM63 153V154H62ZM84 153V152H83ZM134 153V154H135ZM152 153H153V151H152ZM206 153V154H207ZM256 153V155L258 154L257 153V151L255 152ZM8 154V153H7ZM6 154V155H7ZM33 154V153H32ZM132 154V155H131ZM141 154V155H140ZM145 154V153H144ZM153 154V155H154ZM197 154H200V155H197ZM259 154H261V155H257V158L258 157H260V156H262V155H264V153H259ZM3 155V154H2ZM62 155L64 156H66L67 155V157H62ZM113 155V156H114ZM128 155H130V156H132L133 158L135 157V159H130V160H128ZM150 155H152V154H150ZM161 155V156H160ZM208 155V154H207ZM255 155V156H256ZM10 156V155H9ZM77 156H79V154H77ZM76 156V157H77ZM87 155H85V157H86ZM91 156H93V154L91 155ZM93 156V157H94ZM110 156H109V158H110ZM112 156V157H113ZM6 157V156H5ZM60 157H61V159L63 158V160H61L60 159ZM79 157H81V156H79ZM101 157H102V160H101ZM131 157V158H132ZM136 157L138 158V159H136ZM3 158V157H2ZM37 158V157H36ZM45 158V159H44ZM67 158V159H66ZM103 158H104V160H103ZM194 158V159H193ZM260 158H262V159H260ZM260 158H258L259 160H260V163H261V160H263V157H260ZM1 159V158H0ZM5 159V158H4ZM6 159H8V157H6ZM38 159V158H37ZM40 159L38 160L39 162H40ZM59 159L63 162V163H61V162H59ZM99 159V160H98ZM106 159H108V157L106 158ZM67 160V161H66ZM109 160H112L113 161V159L111 158V159H109ZM139 160V164H141L140 162L142 161H140ZM143 160V161H144ZM155 160V161H154ZM6 161V160H5ZM87 161V160H86ZM89 161V160H88ZM90 162H91V160H90ZM108 162V161H107ZM137 162V161H136ZM135 162V163H136ZM150 162V163H151ZM217 162V161H216ZM3 163V161L1 162L0 161V165ZM41 163L42 162H40L39 164L41 165ZM44 163V162H43ZM46 163V162H45ZM100 163V162H99ZM148 163V164H147ZM263 163H264V161H263ZM8 164V163H7ZM10 164V163H9ZM36 164V165H35ZM38 164V165H39ZM86 164V165H87ZM89 164H91V163H89ZM88 164V165H89ZM112 164V163H111ZM111 164H110V166H111ZM131 164H133V166H134V169L132 168L133 166L131 165ZM138 164V163H137ZM212 164V163H211ZM215 165H217V163H214ZM218 164H219V162H218ZM262 164V163H261ZM26 165V164H25ZM29 166H27L28 167V169L29 168H31V163L30 164H28ZM34 165H35V168L38 166L37 165V163H34ZM33 165V166H34ZM54 165V167H52ZM84 165V166H83ZM101 165H104V163L102 164L101 163ZM114 165V164H113ZM121 165H123L122 167H121ZM142 165V166H143ZM213 165V164H212ZM2 166V165H1ZM0 166V167H1ZM129 166H132V167H130L129 168ZM143 166V167H144ZM229 166V165H228ZM232 165H230L228 168H231L230 170H232V167H231ZM4 167V166H3ZM7 167V166H6ZM11 167V166H10ZM25 167V166H24ZM57 167V169H55ZM92 167V168H91ZM94 167V168H93ZM97 167V168H96ZM113 167V166H112ZM116 167V171L118 170V168ZM154 167V168H153ZM212 167V166H211ZM215 168H216V166H214ZM217 167H219L218 165H217ZM234 167V166H233ZM9 168V167H8ZM26 168V167H25ZM33 168V167H32ZM45 168H42L43 170L45 169ZM52 168H54V172L52 171V173L50 172V170H52ZM96 168V169H95ZM213 168V167H212ZM94 169V170H93ZM108 169H110L109 167H108ZM113 169V168H112ZM130 169V170H129ZM137 169V168H136ZM206 169V171L204 172V170ZM235 169V168H234ZM93 170V171H92ZM100 171L102 170V169H99ZM111 170V169H110ZM114 170V169H113ZM132 170V171H131ZM139 170V169H138ZM197 170H199L200 172H204V174H201L200 173V175H199V173H197V172H199V171H197ZM220 170V169H219ZM41 171V170H40ZM45 171V170H44ZM91 171V172H90ZM115 171V172H116ZM131 171V172H130ZM226 171H227V168H226ZM232 171H234V170H232ZM236 171V173H237V170H235ZM3 172H5L4 171V169H3ZM3 172H2V174L1 175H3ZM58 172V173H57ZM60 172V173H59ZM88 172H90V173H88ZM95 172V173H94ZM99 172V173H98ZM108 172V171H107ZM148 172H150V171H148ZM7 173V172H6ZM56 173V174H55ZM92 173V174H91ZM97 173V174H96ZM104 172H102L101 173V175L103 174ZM109 173H111V172H109ZM121 173H119V174H121ZM147 173V172H146ZM217 173H219L218 171H217ZM224 173V172H223ZM229 173H231V171H229ZM108 174V173H107ZM113 174V173H112ZM116 174V173H115ZM132 174H129V175H132ZM227 174V173H226ZM232 174H233V172H232ZM0 175V176H1ZM10 175V174H9ZM12 175V174H11ZM56 175H58V177L61 179H58V177L56 176ZM63 175V176H62ZM92 175V176H93ZM122 175V176H123ZM132 175V176H133ZM203 175H205L206 177H203ZM221 175V174H220ZM238 176H239V173L237 174ZM4 176H8V175H4ZM22 177L24 176H27L26 174H23V175H21ZM39 176V175H38ZM121 176V175H120ZM120 176H115V177H120ZM121 176V177H122ZM160 176H162L161 178H160ZM225 176V175H224ZM227 177H228V174L226 175ZM225 176V177H226ZM233 176H235L234 178L236 179V174H235V172H234V174H233ZM232 175H231V177H233ZM10 177V176H9ZM18 177H20V175L18 176ZM24 177H23V179H24ZM44 177H46V175L44 176ZM43 177V178H44ZM51 177H49V181H50V178ZM75 177V178H74ZM78 177V179H80V181H77V178ZM133 177H137V176H133ZM220 177V176H219ZM224 177V178H225ZM230 177V176H229ZM231 177H230V179H231ZM243 177H245L246 178V175L245 176H243ZM1 178H2V176H1ZM0 178V179H1ZM3 178H5V177H3ZM2 178V179H3ZM13 179H14V177H12ZM12 178H10V179H7V177H6V179L7 180H9V182H11V183H9L8 182V184H12L13 185V182H14V180L12 179ZM41 180L43 179V178H41V177H39ZM74 178V179H73ZM163 178L166 180V183H167V181H170V182H168L167 184L164 182V180H163ZM208 178H211V182H210V180L208 179ZM221 178H223V176L221 177ZM224 178L223 179H221V180H224ZM238 178V177H237ZM241 178H242V176H241ZM5 179V180H6ZM12 179V180H11ZM20 179H22L21 177H20ZM108 179V180H107ZM116 179V178H115ZM115 179H112V181L113 180H115ZM201 179H202V181H201ZM217 179V178H216ZM226 179V178H225ZM235 179H234V181H235ZM6 180V181H7ZM41 180H39V182L41 181ZM45 180V179H44ZM92 180V179H91ZM117 180V179H116ZM118 180H119V178H118ZM118 180L116 181V182H118ZM227 180V179H226ZM233 179H231L230 181H232ZM238 180L240 181V179L238 178ZM237 180V181H238ZM243 180H245V179H243ZM6 181L4 182V180H3V182L6 184ZM25 181V180H24ZM47 181V180H46ZM93 181V180H92ZM95 181V182H96ZM110 181V180H109ZM220 181V180H219ZM234 181H232L231 183L232 184H234ZM239 181H238V183H239ZM16 182V181H15ZM78 182H80V183H78ZM116 182L114 183V184H116ZM214 182H215V180H214ZM227 182H229V181H227ZM227 182H224V184L225 183H227ZM242 182H244V184H245V181H242ZM1 183H2V181H1ZM17 183V182H16ZM15 183V184H16ZM235 183H236V181H235ZM237 183V184H238ZM7 184V185H8ZM57 184H58V187L59 188H57ZM103 184H101L102 186H103ZM119 184V183H118ZM118 184H116V188H118ZM230 184V183H229ZM229 184H227V185H229ZM241 184V183H240ZM4 184H2V186H3ZM12 185L10 186L11 188H12ZM49 185V184H48ZM51 185L50 186H48V187H51ZM60 185V186H59ZM99 185V186H98ZM106 185V186H105ZM223 185V183L221 184V186ZM227 185H226V187H227ZM231 185V184H230ZM15 186V185H14ZM13 186V187H14ZM18 188L20 187V186H18V184L16 185ZM15 186V187H16ZM69 187V184L68 185H66V186H64L65 188L66 187ZM110 186V185H109ZM219 186H220V184H219ZM10 187H8V188H10ZM47 187V188H48ZM54 187H52V189H54ZM62 187V186H61ZM64 187H62V188H64ZM101 187V186H100ZM103 187V189H105ZM107 187H106V192H108L107 190H109V189H111L110 187H108V189H107ZM112 187H114V185L112 186ZM121 187V185H119V188ZM167 187H169V189L167 188ZM229 187V186H228ZM240 186L238 185V188H239ZM242 187L244 188V186L242 185ZM1 188V187H0ZM5 188V187H4ZM3 188V189H4ZM62 188H60V190H62ZM115 187H114V192H115V189H116ZM237 188V189H238ZM241 188V187H240ZM2 189V190H3ZM15 189H17V188H15ZM101 188H99V190H100ZM230 189V188H229ZM236 189V190H237ZM242 189V188H241ZM245 189V188H244ZM244 189H243V192H245V195H247L246 193H248V192H246V190L244 191ZM7 190H9V189H7ZM119 190V189H118ZM117 190V191H118ZM227 189L225 188L223 191L225 192ZM5 191V190H4ZM11 191H12V189H11ZM59 191V190H58ZM102 190H100V192H101ZM110 191V190H109ZM112 191V190H111ZM217 191V192H216ZM6 192V191H5ZM8 192H10V191H8ZM8 192H6V193H8ZM15 191H14V188H13V192H10V193H14ZM220 192H222V190L220 191ZM224 192H222L221 193V195H223V193ZM2 193V192H1ZM4 193V192H3ZM2 193V194H3ZM51 192H49L48 194L50 195V197L52 196L51 194H50ZM102 193H103V191H102ZM232 193V192H231ZM234 193L237 195V196H235V195H233V196H235L234 197V200H237L238 198H239V202H240V204H242L241 203V199L240 198H245L244 197V193H242V194H240V192H238V194L236 193V191H234ZM112 194H113V192H112ZM117 195V193L115 192L114 193V195ZM119 194V193H118ZM225 194H228V193H225ZM242 195V197L240 196V195ZM219 195V194H218ZM56 195H54V197H55ZM71 196H72V194H71ZM77 196H79V197H77ZM164 196H168L167 195V193H165L164 194ZM164 196H162L161 195V200L160 199H157L158 201H163L164 199H162ZM240 196V197H239ZM0 197H1V194H0ZM49 197V198H50ZM101 197V198H100ZM111 197H113V196H111ZM160 197V196H159ZM222 197H225V195L224 196H222ZM228 198L230 197V196H227ZM238 197V198H237ZM102 198H104L105 200L104 201H102ZM109 199H110V196L108 197ZM164 198H166L167 199V197H164ZM237 198V199H236ZM54 199V198H53ZM112 199V198H111ZM116 199H117V196H116ZM224 199H226V198H224ZM231 201H234V200H232L233 199V197L232 198H229ZM247 199V198H246ZM250 199V198H249ZM252 199V198H251ZM251 199H250V203L253 205V203H254V205H255V200L253 201V203H252V201H251ZM62 200H64V199H61V198H59V199H56V197H55V200L54 201H56L57 202V205L60 207V205L63 203V201ZM65 200H64V202H65ZM156 200V201H157ZM169 200V199H168ZM221 199H219V201H220ZM230 200H226V202H228V201H230ZM248 200V199H247ZM247 200H245L244 199V201L245 202H243L244 204H246V206H247ZM117 201H119V198L117 199ZM157 201V202H158ZM176 203H175V202ZM223 201V200H222ZM222 201H221V203H222ZM238 201L236 202V204L238 203ZM56 202H54V203H56ZM164 202V201H163ZM167 202V201H166ZM110 203V204H109ZM119 203V202H118ZM167 204V205H170V204ZM224 203V202H223ZM234 202H232L231 204H233ZM256 203H257V201H256ZM109 204V205H108ZM158 204V203H157ZM160 204V203H159ZM178 204V205H177ZM207 204V205H206ZM236 204H235V207H236V209H237V207L239 208V206H236ZM250 204V206H247L248 208H250V209H248L247 210V208H245V205H242L241 207H240V209L241 208H243V206H244V208H245V210H247L246 212H248V215L246 214V215H241L240 213H241V210H240V212H239V214L238 215H236V213L234 212V211H232L231 209L232 208H229V210H228V212L231 210L233 213L231 214L230 212V217L231 218H233L232 220H233V225H231L230 223H229V221H227V220H229L230 218H226V217H228V216H226L225 214H224V219H223V221L225 220L227 223H225V222H223V221H221L220 223V225H223V227L221 226V227H219V225L217 226V227H219L220 229L221 228H224L225 226L224 225H227L228 227L231 225V228H230V230H229V234L231 235V236H228V235H226L227 237H229V242H230V237H232V238H234L236 241H242L244 244L245 243H247L248 245H247V249H248V251H249V254H250V252H255L256 254H253V256H256V260L254 259V260H252V259H250V258H252L253 256H252V254H250V256L251 257H249V259L250 260H244V259H242V260H244V261H246L247 263H245V262H242V264H264V210H263V208H264V205H262L260 208H262V210H259L260 208H258L259 206H258V204H260V203H257V207H256V210H254V212L252 211V209H253V206ZM161 205H166V203L164 202V203H161ZM239 205V204H238ZM248 205H249V203H248ZM109 206V207H108ZM206 206V207H205ZM251 206H252V209H251ZM108 207V210H106L105 211V209ZM110 207H112V208H110ZM116 207V206H115ZM205 207V208H204ZM208 207V208H209ZM233 208H234V206H232ZM110 208V209H109ZM184 208V207H183ZM186 208L187 207H185L184 209L186 210ZM207 208V209H208ZM213 208V209H214ZM258 208V209H257ZM211 209V208H210ZM235 209V208H234ZM235 209V210H236ZM187 210H188V208H187ZM186 210V212H188ZM192 210V209H191ZM191 210H190V212H191ZM249 210H251V211H249ZM112 211H116V210H112ZM111 211V212H112ZM224 211V210H223ZM243 211V210H242ZM117 212V211H116ZM186 212H185V214H186ZM208 212V211H207ZM209 212H211L210 210H209ZM226 212H227V210H226ZM225 212V213H226ZM192 213H194V212H192ZM202 213H204V212H202ZM223 213V212H222ZM221 213V214H222ZM245 213V212H244ZM244 213H242V214H244ZM109 214V213H108ZM188 215H191V214H189V212L187 213ZM195 214V213H194ZM197 214V213H196ZM214 214V213H213ZM200 215H201V213H200ZM199 215V216H200ZM205 214H203V216H204ZM105 216V217H104ZM109 216V215H108ZM187 216V215H186ZM206 217H207V221L208 220H210V223H212L211 222V218L210 217H213L214 215H205ZM205 216H204V218L201 216L200 218L199 217H197V219H199V220H195V219H188L187 218V220H189L188 221V223H186V221H185V224H184V226H185V228L184 229H182V230H180V231H172L170 234H169V237L172 239H175V238H181V240L183 241L182 242V247L184 248H182L181 249V247L179 248V252H181L180 250H182V252H217V253H222L223 251H221L220 252V250H222V249H224V250H226L227 249V252H230V254L232 255V257H234V252H235V255H243V253H240V254H236V253H238V252H241L240 250H239V244L238 245H236L235 244V240L232 242V239H231V243H228V244H234V245H230V247H228L227 248V243H226V245H225V243H224V245L223 246H220V244L222 243V242H220L221 240H222V235L224 234L223 232H224V230H225V232H226V230L227 229H229L228 227L226 228L225 227V229L223 230V231H221L223 234L221 235V234H219V235H221V237L218 235V234H216V233H213V232H211V230H210V228H209V230L205 227V225H207V224H205V222L203 221V219L205 220ZM208 216H209V218L210 219H208ZM188 217V216H187ZM192 218H195L196 217V215L194 216V215H192L191 216ZM216 219L219 217V216H214ZM116 218V217H115ZM215 218H213V220L215 219ZM221 218H223V217H221ZM191 220H193V221H191ZM195 220V221H194ZM218 220H221V219H218ZM218 220H217V222H218ZM203 221V222H202ZM206 221V220H205ZM60 222V223H61ZM209 222V221H208ZM223 222V223H222ZM114 223H116V221L114 222ZM214 223V225H215V222H213ZM219 223V222H218ZM230 225H229V224ZM187 225V226H186ZM213 225V226H214ZM208 226V225H207ZM68 227V226H67ZM206 229H205V228ZM215 227V226H214ZM0 228H1V226H0ZM213 228V227H212ZM2 229H3V227H2ZM2 229H1V231H2ZM215 229V228H214ZM213 229V231H215ZM23 230V229H22ZM68 229H62L61 231H60V234H65V233H68V231H67ZM11 231V229L9 230V232ZM195 232H200V234L197 236V235H195ZM219 232V231H218ZM217 232V233H218ZM1 233V232H0ZM228 233V232H227ZM2 234V233H1ZM5 234V233H4ZM8 234V233H7ZM23 234H24V232H23ZM12 235V234H11ZM69 235V234H68ZM3 236H5V238H6V234L5 235H3ZM3 236H0V238L1 237H3ZM9 236V235H8ZM25 236V235H24ZM23 236V237H24ZM12 237V236H11ZM11 237H8V239L9 238H11ZM22 237V236H21ZM224 237V236H223ZM227 237H225V238H227ZM4 237H3V239H5ZM13 238H14V235H13ZM20 238V237H19ZM18 238V239H19ZM170 238H169V240H170ZM7 239V241H5L6 243L7 242H9V241H11V239H9L8 240ZM15 239H16V237H15ZM24 239H25V237H24ZM6 240V239H5ZM20 241H18V240H16L17 241V243L19 244L22 240L21 239H19ZM93 240V241H92ZM224 240H226V239H224ZM0 241H1V239H0ZM24 241V240H23ZM83 241H76V242H83ZM91 241V242H90ZM95 243V248H89V246H90V244L91 243ZM6 243H4V246L6 247ZM10 243H12V241L10 242ZM10 243H9V245L8 246H10V248H12L13 246V249H14V251H12L9 247L7 248V249H9V252H18L19 250H20V252H23V251H21V247H22V245H21V247H20V249L19 250H17L16 248H17V246H18V248H19V245H17L16 246V248H15V245L17 244H15V245H10ZM30 243L32 244V241L30 240ZM93 243L91 244V245H93ZM222 243V244H223ZM8 244V243H7ZM23 244V243H22ZM33 245V244H32ZM96 245H97V247H96ZM200 245L202 246H204V247H200ZM246 245V244H245ZM224 246L226 247V248H224ZM240 246H241V244H240ZM242 246H244V245H242ZM1 247L2 248H4L3 246H2V244H1V242H0V250H1ZM58 249V251L57 252H77V251H79L78 249V247L75 245V244H71V245H68V246H61V244L60 243H58L57 244V246H56ZM75 247H77L76 249H77V251H76V249H75ZM90 247H93V246H90ZM200 247V248H199ZM223 247V248H222ZM5 248V249H6ZM16 249V250H15ZM23 249V248H22ZM178 249V248H177ZM229 249V250H228ZM3 250V249H2ZM11 250V251H10ZM95 250V251H96ZM6 251V250H5ZM172 251H174V250H172ZM244 251V250H243ZM2 252H4V250L2 251ZM6 252H8V251H6ZM177 252V251H176ZM226 252V253H227ZM231 252H233V253H231ZM215 254V253H214ZM213 254V255H214ZM218 255V254H217ZM216 255V256H217ZM223 255H225V253L223 254L222 253V255H220L221 257H220V259H219V261H221L222 260V256ZM239 256V258H237L236 257V259L235 258H230L229 257V255H228V253H227V255H225L224 257H223V259H235V260H241L240 258L241 257H243V256ZM207 256L208 255H206V257H202V259L203 258H205V260H206V258H207ZM226 256H228L227 258H225ZM244 256H246V255H244ZM209 257V259H211L210 258V255L208 256ZM211 257H213L212 255H211ZM215 257V256H214ZM215 258H217V260H218V257H215ZM214 260V259H213ZM216 260V261H217ZM233 260H231V261H233ZM235 260H234V262L232 263V262H230V263H232V264H237L236 262H235ZM215 261V262H216ZM72 262V261H71ZM70 262V263H71ZM214 262V264H216ZM241 262H239V263H241ZM229 263V264H230ZM238 263V264H239ZM75 264H77L76 262H75Z\"/></svg>",
    "mask_w": 264,
    "mask_h": 264
}]
</instances>
